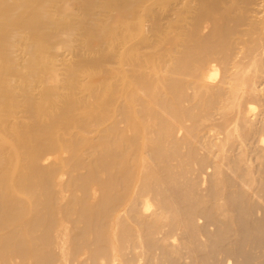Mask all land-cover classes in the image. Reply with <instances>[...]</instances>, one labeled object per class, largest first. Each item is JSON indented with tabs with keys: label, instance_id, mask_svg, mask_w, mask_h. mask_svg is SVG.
I'll return each instance as SVG.
<instances>
[{
	"label": "rangeland",
	"instance_id": "374dc122",
	"mask_svg": "<svg viewBox=\"0 0 264 264\" xmlns=\"http://www.w3.org/2000/svg\"><path fill=\"white\" fill-rule=\"evenodd\" d=\"M30 1L31 0H29L28 2H26L23 5H27L29 3L31 4V2H32L33 4H31V5H34V6L31 7V5L29 4V6L27 5L26 7H21V8H23V10L20 8L19 11L21 14L18 12V15L20 17L16 18L17 22H16L15 27H13L14 30L12 29V31H10V29H7V31H6L7 33L4 32V34L6 33L5 37H8V42L10 43V44L9 43L8 44L10 47V55L9 56H10L11 62L8 61L9 65H7V67H6L7 71L9 72L8 85H5L6 87L4 86L5 88L3 87L2 92L0 93V103H1L0 104V117H1L0 118V122H1L0 125L2 124L0 126V129L1 128L3 129V126L5 123L8 124L9 127H14V126H20V125L22 126L23 123L28 121L27 120L28 114L26 115V113H24V111H22L23 109H21V107H20L21 104L23 103V95H26V93L28 96V98H27L28 100L31 99V102L36 101V102L41 103V106H44V108L41 107V108H43L44 113L45 112L50 113V111L52 112V111H55L56 109L58 110V111L56 110L57 113L62 112L59 109L62 108V110H63L66 107V106L64 107L63 104L66 103L65 105H67V102H65V101H68L67 99H70V98L66 99V97H68L69 93H71L70 94L71 98L75 100V101L72 100L73 101L72 103H74V105L70 102L71 100L68 101V104L70 102V104L73 105V106L71 105L69 107H71V108L74 107V109H75L73 112L74 116L80 117L83 114V110L89 111V108H90L91 111H89V113H90V116L92 117V119L99 116L100 111H99V108H97L98 105H96L97 104L96 103L97 102L96 96H99V95H96V94H98V92L101 91V88L106 84L113 85V87H114L113 89L116 91V94H115L114 99H112L113 101H110V103H113V104L110 105V103H109L107 110H105L106 119L104 116L103 119H105V120L102 119L103 121L101 122V123H105V122L107 123L106 120H109V117H110L109 121H111V122H108L109 124L108 123L107 124L105 123L104 125L100 124L97 128H96L97 125L94 126L93 128L90 127V129L88 128V130H89L88 132H85V130H87L85 128H84L85 130L84 129L83 130L82 129L81 130L73 129L74 132L75 133L77 132V134H78V137L74 136L75 138L72 137L73 133L70 132V134H71V135L69 134L70 139H71V137L75 140H77L79 138V140H77V141H79V143H81L82 146L81 145L80 146L82 148L80 146H78L79 149L77 147L75 148L79 152L75 150L76 153H74V155H73L71 152H68V154H67L66 151H64V152L58 151L61 153V154H59L55 147L49 151L48 147H46V145H45V143L48 141V138H46V137H48V133L45 132L46 133V135H45V133H44L45 130L41 127V129H43V131H41V134L39 132L38 133L39 135L33 136L35 138V139L33 138L35 141H38V140L41 141L40 144L37 145L40 148L36 147L38 149V152L40 151L39 155H40V153L42 154V155H40V158H42L44 155L48 154L47 151H49V152L54 151V152H56L57 155L59 154V156L62 159L59 158L60 160H57L55 163L51 162L48 164L47 163L43 164V162H42L43 165H41L39 163V165L37 164L38 167L36 168V169H38V171H36L35 169L33 171L32 166H30L28 164V161H26L27 158L23 155L19 156L21 161L24 163L21 162V164H19V169L15 174L16 176L13 175L12 178L16 177V179H18V181H20V182H22L23 178H25L27 180L24 179L22 183H28L29 182V184H28L29 186H31V184H33V181L35 183L38 179H40L41 181H46V182H43V184L45 186L48 185V186H46V189H45L44 188L45 186L42 184V182L40 183V180H38L40 184L37 181L35 184H33L31 186L33 188H35L37 185L41 186V184L44 186V187L41 186V189H40V187H36V189H35L36 191H39V192H37V194H36L37 197L36 196L34 197L35 203L34 202L33 203L35 205L36 203L38 204V202H39V205L36 204L37 206H35V207H30L28 205V207H26V211H25L24 210L25 209L24 208L25 203L20 199H17L18 200L17 201L16 200L17 196H15L16 195L15 193H13L14 198H15V200H13L14 199L13 196L10 197V194H7L6 190H4L5 189V186H3L4 183L3 184L0 183V186H2V187H0V191H1V193H0V215H2L1 216L2 218L5 217L8 220L7 221L5 218H3L4 222H2L3 220L0 217V221H1L0 223L2 224V225H0V226H2V228L0 227V229H1L0 231L3 232V230H5L3 233L0 234V237L2 236L0 238V240L3 238L0 241V245H1L0 246V264H19V263L20 264H38V263L39 264L40 263L41 264H264V57H263L264 56V0H118V1L113 0L112 2H111V0L110 1L109 0H104V1H102V0H88L87 1L86 0L85 3H84V0H81V1L80 0H51V1L41 0V2H40V0H38L39 2H37V0H36V2H35V0H32L31 2ZM43 1H44V3H45V1H46V3L48 2L47 4L49 5V9L52 13L53 20L57 21V23L59 22L61 25L65 26V27H67L69 25L68 23H70V24L72 23L71 25L74 24L76 26V30H75L76 32L71 33L69 35H66L64 30H62L60 28L58 29L57 26H56L57 28L52 30L50 33L47 34L45 32V34L48 36H46L44 34L42 37L45 38L46 43L49 42L47 45H49V46L51 45V48L48 47V50H47V46H45L46 52H44V49L40 50L36 46H34L37 39H34V38L29 39V35H27V34H29L30 28H28V25L23 24L24 22L22 21V20H24L25 23H26V21L28 22L29 16L31 14L33 15L35 13V11L40 7V4L41 5L43 4ZM91 1H92V3H91ZM107 1H109V2H107ZM119 1H121V2L118 3ZM81 2L83 3V5L86 4L85 7L82 5ZM114 2L116 3V5H118V7H119L118 9H117V6H115ZM108 3L109 4L114 3L113 5L111 4L113 7L108 5ZM94 4H96V5H94ZM103 5H104V8H103ZM86 6H88V7H86ZM29 7L33 8V9H31L32 11L30 10ZM65 7L67 8V10ZM24 8H27L28 10L27 9L24 10ZM23 11L24 12L26 11V13H24V16H21L23 14ZM28 12L31 14H29ZM31 16H30V18H31ZM87 20L90 23L87 22ZM19 22H20V24H19ZM59 23L57 25H59ZM21 24H23L25 26H23ZM130 30H132V31H130ZM129 31L132 32L131 36H130ZM128 33H129V35H128ZM112 34H114L116 36L113 38L114 35H112ZM99 36H101V37H99ZM79 37H81V38H79ZM115 38H116V40H115ZM29 40L30 41L32 40V45L30 44L31 42H29ZM86 41H88V42H86ZM67 43H68V45H67ZM201 43H203V44H201ZM204 43H206L207 45L209 44L212 48V49L211 48L210 49L213 51L215 49L214 47H216L217 51L216 50L215 51L218 52V53H216L218 55V56H216V59H215V56L210 55V53L212 52L211 50L208 53L211 57L213 56V58L215 60L213 59L211 61L212 58L206 54L205 55L208 56V59H206L207 57L204 54H202V55H204L206 58L202 57L201 52L198 51V50H201V48H202V50H204L203 48L206 49L207 45L205 46ZM249 43H250L251 47H250ZM254 43H255V45H254ZM217 44L221 46V49H222L221 51H223V49H224L223 45H225V46L227 45L226 48L231 47V49L240 48L239 50L237 49L239 51V53L237 54L236 50H235V52H233L234 51L233 50V51L224 53L227 50H231V49H226V48H225L224 52L221 53V52H219L220 48ZM256 44H257V46H259L258 50L263 51V52H261L262 54H260V52L256 49V47H257ZM198 45H199V48H198ZM248 45H249V47H248ZM252 46H254L255 49L252 48ZM172 47H174V48H172ZM189 47L191 48L190 50H192L191 52L194 55L193 56L191 54L192 58L196 62H194L191 59V62H190V60H188L189 64H187L186 63L187 61L186 62L184 61L185 65L186 64L188 65L187 68H189V69H187L188 71H186V68H185L186 66L184 65V62H181V63H183V65L179 66V64H181V63H179L178 58L176 57V54L178 56V54L182 51H185L184 52L185 54H186V52L188 53ZM192 47L195 49V51H193ZM195 47H197V48H195ZM217 47L219 48V50ZM249 48H251V50ZM50 49H52V50L49 52ZM186 49H188V50L186 51ZM196 49H197V51H196ZM253 49L255 50V52H253L254 51ZM240 50L241 51L243 50V51L241 52ZM256 50H257V53H256ZM207 51L208 50L206 49V51H203V52H207ZM246 51H247V53H246ZM40 52L46 53L45 56L47 57L46 60H41L42 62H41V70H39L40 72L37 71L35 73V75L31 73V76H29L30 79L29 80L25 79L26 77H24V76H26L28 74L27 68H26L27 65L31 61H33L36 57H38L40 55ZM193 52H198V53L194 54ZM231 52H233V53H231ZM129 53H135L136 61H135V63L132 62L133 66L130 65L131 63L126 58L127 54H129ZM199 53H200V55H199ZM219 53H221V55H219ZM253 53H255L254 55H256V56H257V54H258V56H259V54H260V56L261 55H263V56L261 58H260V56L256 57L253 55ZM182 54H183V52H182ZM182 54H181V56H182ZM222 54H223V56H222ZM233 54L235 55V57L233 56ZM187 55L188 54L184 55L183 57H185ZM228 55H230V57L232 55L231 63L228 60V58H229ZM199 56L202 58H200ZM224 56L226 58L228 57L227 60L230 64L227 63L226 58L224 60ZM236 56H238V57H236ZM183 57H181V58L183 59ZM194 57L197 59H195ZM221 57L223 58L224 61H226L227 65H230V66H227L228 70L224 68V67H226L225 66L226 63L223 60H220V59H222ZM189 58H191V57H189ZM199 58H200V60H199ZM217 58H219V60ZM252 58H253V60H251ZM258 58L260 59V61ZM171 59H172V61H170ZM182 59H181V61H182ZM184 59H186V58H184ZM204 59L206 60V62L210 59L209 61L213 62V63L209 62L210 63L209 64L207 62L206 63V64H208V68H207V65L205 66V62H204L205 60ZM233 59L236 61H239L240 63L235 64L236 61H234ZM237 59H239V60H237ZM179 60H180V58H179ZM201 60L202 61L204 60L201 64L204 63V67H205L206 72H210L212 70L213 72H211V73H214V75L211 74L212 78L208 79V81H207L208 83H206V85L203 86L204 89H201L203 87H201V88H199L197 86L195 87V85H197V84H195L196 82L194 83L195 80L194 81L192 80L193 77H191L189 79L190 75H188V73L190 72L191 66L193 69L198 64V62H201ZM250 60H251V62H250L251 65L248 66ZM222 61L225 63V65L222 63ZM153 62L156 64H154ZM167 62L168 63L170 62L169 63L170 67H168L169 64ZM128 63H130V64H128ZM190 63H192L194 65L196 64V65L193 66ZM242 63L244 65H247V66H244ZM5 64H8V63L6 62ZM176 64H177V66H176ZM239 64H240V66H239ZM86 65L88 67V70L85 69ZM141 65H142V67H141ZM232 65H234V67L237 65L238 67L236 66L234 68ZM241 65L244 66V68H246V67L248 68L249 71L246 70L247 74H249V72H250L249 75L251 76V78L253 77L252 79L255 80V83H254V80L250 79V76L247 75V78L250 80V87H246L244 90H240V92L238 94H240V95L243 94L244 96L242 95V97H241L240 95H238L235 98V99L240 98L239 100L237 99L238 101H236L234 99V102L235 101H236L235 103L238 102L239 104L238 103L237 104L239 106L235 105V103L233 106H230V104H228L230 102V100H228L229 98L227 99V97L230 96V92H231V86H229V85H231L233 82H231V84H230L229 83L230 81L227 77H229L230 74L232 75V73H230V72H232L233 69H235V70H233L235 72L239 71L236 69H241V71H242L244 68H242ZM260 65H261V67H260ZM79 66H80V68H79ZM82 66H84V67L82 68ZM151 66L155 67L156 75L151 71ZM157 66H159V67L157 68ZM182 66H184V67H182ZM222 66H224V67L222 68ZM178 67L179 68L182 67L183 70L182 71L179 70ZM210 67H212V68H210ZM230 67H232L231 71H230V69H231ZM239 67H241V68H239ZM250 67H251V69H250ZM93 69H94V71H93ZM114 69L117 70L119 73H121V79H122L121 81H120V79H117V78L111 79L112 77L110 75V72L112 70L115 71ZM159 69H160V71H159ZM168 69H170V70L168 71ZM184 69L186 72H184ZM161 70H163V71H161ZM222 70H224V71H222ZM225 70H226V72H225ZM257 70L259 72H257ZM260 70L262 71V73ZM17 71H18V73H17ZM87 71H90L89 75L87 74L88 73ZM95 71H96V73H95ZM128 71H129V76L130 77L132 76V79H133V77H134V79L136 77L135 80L133 79L135 84H134V82L132 83L133 80L129 79L128 75H126V73ZM134 71H136V72L134 73ZM149 71H151V72H149ZM170 71H172V72H170ZM246 71H243V72H246ZM8 72H6V73H8ZM51 72L57 73L58 79H59V80L57 79V81H58L57 83H54L53 81H51V79H50L51 74H52ZM174 72L175 73L176 72L177 73L183 72V73H181L182 76H183V74H186V76L184 75L186 77V79H182L181 82H182V84L183 83H185V84L189 83L188 84L189 87H188V85H186V86L188 88H191V89H187L184 86L185 84H183V86H184L183 90L187 89L188 92L187 91H184V92L188 93L187 95L189 98L187 96L185 97L186 99L184 98V96L186 95L185 93H184V96H182L183 95V92H182L183 87L180 85L181 82L179 81L180 83H178L177 79L174 80V78L175 77L178 78V76L180 78L179 80H181V78H185V77L184 76L181 77L180 74L178 76L177 75L175 76ZM223 72H225V73H223ZM227 72H229V74ZM93 73L96 75H94ZM259 73H260V75H258ZM141 74H142V76H141ZM171 74L174 75L175 77L173 76L174 77L173 78ZM189 74H191V73H189ZM223 74H224V76H223ZM225 74H226V77H225ZM227 74H228V76H227ZM85 75L88 78L85 77ZM134 75H136V76H134ZM138 75H139V77H138ZM109 76H110V78H109ZM163 76L168 77V78L170 77V78L169 79H166V78L163 79ZM222 76H223V78H222ZM95 77H97V78H95ZM124 77H125V80L123 79ZM141 78L143 81L140 80ZM157 78L159 79L158 81L154 80ZM161 78H162V80L160 81ZM172 78L174 81L172 80ZM225 78H227V79H225ZM71 79L73 80L74 83L72 82ZM103 79H104V81H103ZM128 79L132 80V81L127 82ZM26 80H27V82H26ZM137 80H138V82L142 81L143 84L150 81V83L152 85V87L150 86L151 89L153 88L154 85H156V86H154V88L158 89V90L156 89V91L158 93L154 94L155 93L154 88H153V90H151L149 88L151 91L149 89H143L142 85H140V83H138ZM184 80H185V82H184ZM186 80H189V82L187 81L188 82L187 83ZM155 81H156V83H155ZM165 81H166V83H165ZM171 81H173V82L177 81V84L173 83ZM222 81H223V83H222ZM121 82H123V84ZM224 82H226V83L224 84ZM9 83H10V85H9ZM68 83H69V85H68ZM87 83L88 84L92 83L93 87H90V89L93 88L94 90H89V88H87V85H88ZM227 83H229V84H227ZM126 84H127V86H126ZM174 84L179 85L181 89L178 88L179 86L178 87L173 86ZM70 85H71V88L73 87L72 91L68 89L70 87ZM89 85H88V87H89ZM135 85L137 86V88L135 89V91H137V92L134 91L133 93H137V94H135L136 95L135 97H137V99H139L138 102H140L144 98L147 100L151 99V101L153 99L154 101H152V102L150 101V103H149V101L147 102L145 100L147 103H145V101L140 102L136 106L135 104L137 103L136 102L137 100L135 98L134 99L136 101H134L133 99L129 100L130 98L126 97V95L129 96V94L127 93L130 91L129 89L132 88L134 90V87H132V86H135ZM193 85L195 88L193 87ZM251 85H252V88H251ZM123 86L124 87L126 86L124 88V90L122 89ZM128 86H129V88H128ZM211 86H215L216 88L215 87L212 88ZM170 87L172 88L171 91L169 89ZM225 87H227V88H225ZM98 88H100V89H98ZM198 88L200 89V91L198 90ZM207 88H210L211 90H209ZM253 88L255 89V91H254L255 93L251 92L254 90ZM120 89H121V91H119ZM132 89L130 92H132ZM164 89L166 91H164ZM194 89L195 90L197 89L196 90L197 92L194 91V92H196V94L193 93ZM205 89H207L208 91ZM213 89H214V92H213ZM224 89H226V91ZM246 89H248V90H246ZM167 90H168V92L170 91V93H168ZM176 90L177 91L181 90V92H182V93L178 92L180 94L179 95L180 97L178 96L179 98H176V96H177ZM202 90H205V91L203 92ZM215 90L217 92H219V94L221 96H219V94L215 93L216 92ZM7 91H8V93H7ZM23 91H24V93H23ZM123 91H125L126 94H124ZM148 91H150L149 92L150 95L146 94V92H148ZM153 91H154V93H153ZM160 91H161L162 95L159 94ZM163 91H164V93H163ZM206 91H207V93L205 96L204 94ZM227 91L228 92L230 91V92L228 93ZM243 91L246 92L247 94L244 93ZM90 92H92V93H90ZM173 92L174 93L176 92V94H174ZM225 92H226L227 97L222 96L225 94ZM248 92L254 93L255 95L250 96ZM6 93L9 95L4 96V95H6ZM73 93H74V95H73ZM93 93L95 95H93ZM143 93H144V95H143ZM197 93L199 94V96ZM158 94L160 95V98H158L159 97ZM168 94H173V96H174V98H176V100L180 99L181 103L183 105L180 103L181 104V106H180L179 103H178L179 105L177 104L176 100L174 102H172V100L169 99V100H171L170 101L171 106L172 105H176V106L178 105L179 108L177 109L175 106L174 110H172V112H171V108H168V110H167V108H165V107H167L168 105L170 106V104H168L169 103L168 102V103H166L168 105L164 106V108L166 109L167 112L160 110V109H162V107H159V106L161 104H162L161 106L166 105L165 102L169 101L167 99L171 95H168ZM200 94L203 97H201ZM191 95H192V97L194 96V99L191 98ZM216 95H218L219 97H216ZM72 96H74V97H72ZM147 96L150 98H146ZM211 96L214 97L215 99L212 98ZM155 97H157L158 99H155ZM161 97L163 100L161 99ZM165 97H167V99ZM5 98H6V100H5ZM7 98H9V99L11 98V99L8 100ZM79 98L82 100H80ZM120 98L121 99L125 98L124 100L123 99L122 100L126 101V103L123 102V104H125V105L127 104V106H128L127 108H126V106H124L122 104V101ZM170 98H173V97L171 96ZM196 98H197V101L195 100ZM198 98L200 100H198ZM189 99H191V100H189ZM201 99H202L203 103H202ZM205 99L206 100L211 99V100H213V102H214V100H215V102H218L221 99V102H222V100H223V102L221 104L219 103L220 104V106H219L218 103H215V102L213 103L212 101L208 100L206 102L207 103L206 104L204 101ZM4 100L7 102V103L5 102L6 104L4 103ZM45 100H47V101H45ZM116 100H117V102H116ZM184 100H185V102H184ZM194 100H195L194 103L190 102V101H194ZM225 100H226V103L228 102L227 104L224 103ZM57 101H59V102H57ZM156 101L159 104L157 106H156ZM2 102H3V105H2ZM26 102H27V100H26ZM46 102H50V103H46ZM118 102L121 103L122 105L119 104ZM130 102L131 103L133 102L132 104L135 105L134 110H133L135 112L131 113V114L136 115V116L132 115L134 118L140 117L139 116L140 111L144 112V110H146L144 112L145 115L151 116V114H153V113L150 114L149 111L150 110L151 111L157 110V111H155V113H157L158 116L154 114L153 115L154 118L151 119L152 121L148 120V119H150L149 116L146 117V116L142 115V117H144L142 119V123L146 122V124L148 125V122L145 120V118H147V120L150 121L149 125L151 126V122H152V126H155V127H150V126H147L144 124H140L141 119L137 120L139 122V125L137 124L139 128L136 130H139V131L141 130L140 135L143 131L142 135H144V136L141 135L142 138L139 135V133L138 134L136 133L137 131L135 132V129H133V130L138 136L137 135L134 136L135 133H133L134 135L132 136L131 132H132L133 127L131 126L132 127L131 128L129 126V124L127 123V120L125 119V114L122 112L125 109L129 110ZM154 102H155V104H154ZM160 102H161V104H160ZM172 103H175V104H172ZM117 104H119L118 106H120V107H118ZM147 104H149L150 106ZM184 104L187 106H185ZM194 104H195V106H194ZM4 105H6V106H4ZM75 105H77V106H75ZM89 105L92 108H94V111L92 110L91 107H89ZM151 105L156 106V108L158 107V109H156L153 106L151 109ZM211 105L215 106V107L216 106H219V107H217L218 109L214 107L216 110L215 109L213 110V108H210V107H212ZM3 106L5 107V109ZM81 106H83L84 109ZM116 106L118 108H120L121 111H119V109L117 108V110L119 111V112H117V110L115 109ZM122 106H124V107H122ZM182 106H183V109H184V107H187V108L189 107V109L187 111H186L187 108L185 110H183L181 108ZM190 106H194L195 109L193 110V108ZM221 106H223V107L221 108ZM75 107L76 108L79 107V109H76ZM146 107L149 108V110H147ZM140 108H142V109L144 108V109L142 110ZM219 108H221V111H223L225 113L221 112L219 110ZM223 108H224V110L230 109L231 111H228V110L224 111ZM169 109H170V114L172 117L171 116L168 117L166 114L169 112ZM172 109H173V107H172ZM233 109H235V110L232 111ZM137 110H138V112H137ZM175 110H176V113L174 114V116H175L174 117L172 113L175 112ZM180 110H182L184 112L186 111V112H188V114H186V112H185L182 115ZM217 110L220 112H218ZM77 111H79V112H77ZM80 111H81V113H80ZM158 111L161 112L160 114L165 112V113H163V115L166 114V116L161 117L160 114H158ZM208 111H210L211 117L209 119L210 115H208V118L205 119L207 117L206 114L209 113ZM94 112H96V114H94ZM111 112H113V113H111ZM130 112H132V111H130ZM141 112H140V115L144 114ZM146 112H149V113L146 114ZM178 112L181 113L180 115L183 118H180V117H179V119L176 118L178 115ZM190 112L193 114L189 115ZM228 112H230V113L232 112L233 114L231 113L228 115ZM73 113H72V115H73ZM79 113H80V116H78ZM214 113H215V115H214ZM220 113H221V116H220ZM97 114H98V116H96ZM107 114L111 115V116H108ZM170 114L168 113V115H170ZM194 114L198 119L201 117V120L199 119L200 121H198V119L193 116ZM239 114H240V116H239ZM112 115H114V116H112ZM117 115H121V117L124 116V118L120 119V117ZM180 115H178V116H180ZM185 116H189L190 119L187 117L188 119L186 118L185 119L186 121H185L184 120ZM190 116L193 118V120H191L192 118ZM243 116L244 117L246 116V118H244ZM170 117L172 119L175 118L174 120L176 122H181L180 119L184 120L185 122L183 121V123H182L184 125H182L180 123H179L180 125L179 124L178 125L179 126H181V125L185 126L186 125L185 128L183 127L184 128L183 129L182 126L178 127V128L176 127L179 130L174 128L175 130L173 131L172 128L174 127V125H175L174 123H176V122L173 121L174 123H172ZM136 118H135V120H136ZM163 118L167 119V120L170 119L169 121H167V123L171 121V123L173 124L171 129L168 131V133L171 131L170 132L171 134L173 133L176 135L175 137H173L174 136L173 134H172L173 136L171 135L172 138H174V139H172L171 136L169 137L172 140H170L169 138L168 139L163 138L164 134L166 133L165 131H167L165 126H164L165 124H162L164 127H162V125H161V123H164V122L166 123V120L164 121ZM228 118H230L231 122H229L230 120ZM153 119H157V120L162 119V120H160V121L158 120L156 122V120L154 121ZM236 119L238 121H236ZM119 120H122V121H119ZM113 121H114V125H116L118 128L117 127H115V129L112 128L114 130V132H112V131L110 132V130H112V129L109 128L110 130H108L107 127H109V125H110V127H112ZM196 121L200 122V123L196 124ZM226 122L228 123L227 126L229 125L228 126L229 128L225 125ZM155 123H156V125H153ZM171 123H168V124H170V126H171ZM111 124H112V126H111ZM157 124H160L161 126L157 125ZM140 125H142V126H140ZM143 125H144V129L146 128V126L148 128V129L147 128L145 129V132L143 129ZM104 126H106L105 129L103 128ZM158 127L160 130L155 129ZM224 127L228 128L229 132L231 131L230 132L231 136L229 135V132L227 131V129L224 131ZM125 128L129 131H126L125 133H123L122 131H125L126 130ZM149 128H151V131H152V128H154V131L151 132ZM2 129L0 130L1 135H2L3 131L5 130L4 129L2 131ZM117 129H118V131H116ZM78 131L80 132V134L78 133ZM149 131L151 132L152 136H151V134L149 135ZM158 131H160L161 133ZM175 131H176V133H175ZM4 133H5V135H4L5 137L4 136H0V137H2V139L3 138H5L6 140L8 139L12 143L9 141H6L5 139H3V140H5L6 142H0V181L6 175L5 171L7 169V166H9L10 163L13 161V157L15 155L13 153L15 151L19 150V149L13 150V148H17V147H14V145L16 144L15 143V141H16L15 137L10 132H9L10 134H8V131L7 132L4 131ZM144 133L148 134L149 140H147V135H145ZM153 133L156 134V136H154ZM168 133H167V136H165V138L168 137V135H169ZM189 133H191V134H189ZM77 134H75V135H77ZM125 134H126V136L128 135V137H130L129 139H132L133 137L134 138L137 137V139L139 138L138 141H140V139H142L141 142H139L141 144L138 143L136 138L135 139L133 138L134 140L133 139L128 140V142L126 143V141L122 140V139H124V140L128 139V137H126ZM83 135L85 137H83ZM123 135L126 138H122ZM10 136H12L14 141L12 140V138ZM149 136H150L152 141H153V139L155 141L156 139H159L162 136L161 137V140H162L161 143L162 142H163L162 144L165 143L164 145H162V147H163V154H162L163 156L161 155L162 157L161 156L157 157L155 155V154H157L156 152H154L155 147H151L155 143H153L150 140ZM7 137H9V138H7ZM76 137H77V139H76ZM105 137L106 138L108 137V138L105 139ZM41 138H42V140H41ZM66 138H68V136H66ZM103 138L106 141L108 140V143H106V144L109 145L107 150L104 151L105 154L103 151L99 150L100 147L97 148L98 146H100L99 144H101V142L104 140ZM85 139H86V141H85ZM99 139H101L100 143H99V141H100ZM105 140H104V142H106ZM119 140L120 141L122 140L124 142L123 143L121 141L123 143V144L121 143L122 146H125L127 144L126 148H128L126 151V148L123 147V151H121L122 154H121V152L119 154V151H118V150H120V147H121ZM143 140H145V142ZM80 141H82L84 143V145ZM5 143H8L9 146H8V144H5ZM13 143H15V144H13ZM42 143H43V145H42ZM148 144H150V145H148ZM151 144H153V145H151ZM107 145H106V147H107ZM136 145H137V147H136ZM15 146H17V145H15ZM127 146H129V147H127ZM140 146H142L140 148L141 150H139ZM143 146L146 149H144ZM147 146L148 147L150 146V147L148 148ZM10 147H12V148H10ZM111 149L112 150L114 149V151H112ZM130 149H131V151L133 150V152L136 151L135 157H137V158L142 157V159L141 158H139L140 160L136 159L133 156L134 153L131 151L129 154L125 153V152H128V150H130ZM137 149L139 151H137ZM121 150H122V147H121ZM143 150H145V152H143ZM95 152H96V154H95ZM106 152L108 153L107 155H109V152H110V155L112 153L114 154V152H115V154L111 155L112 157L110 155L106 156ZM123 152L127 155L125 156L123 154ZM137 152L140 153L141 156H139L140 154L138 155ZM44 153H46V154H44ZM131 153H133V154H131ZM142 153H144L145 158L143 157ZM56 154H54V155H56ZM115 155H117V156L115 157ZM128 155H130V157ZM11 156H13V157H11ZM71 156H73L72 157L73 160H72V158L70 159ZM133 157L135 158V161H133V159H134ZM24 158H25V160L23 161L22 159H24ZM84 158H85V160H84ZM110 158H111V160H110ZM143 158L145 159V161ZM121 159H123V160H121ZM124 159L126 160V162ZM67 160H69V161H67ZM99 160H101V161H99ZM59 161H60V163H59ZM85 161H86V163H85ZM138 161L140 162L139 164L141 166L138 164ZM133 162H134V164H137V167H139V168H137V167L135 168V165L133 164ZM142 162L146 165V168L144 167L145 165H143ZM108 163L109 164L111 163V166H108ZM7 164H9V165H7ZM22 164H24V168L26 170L23 168ZM72 164H74L77 168L70 169L69 167H71V168L75 167ZM112 164L116 167L115 170H114V166ZM64 165L65 166L69 165V166H67L69 171L66 170V167ZM79 165H80V167H79ZM105 165L107 167H105ZM125 165H129V166L126 167ZM102 166L105 167V169ZM123 166H125L126 168H124ZM27 167L29 169L30 168L31 169L29 170ZM98 167H100L101 169ZM122 167H123V169H122ZM53 168H55V169H53ZM60 168H61V170H60ZM134 168L135 169L141 168V169L136 170V172H135ZM126 169H128L129 171L127 172ZM105 170H107V171H105ZM109 170H110V172H109ZM120 170H121V172H120ZM131 170H133L134 173H136V174H138V171H139L140 174L137 175L138 177L135 176L136 174L134 175V177L133 176L130 177L129 174H130V172L132 173ZM18 172H19V174H18ZM25 172H26V174H25ZM55 172L57 173L56 176H55ZM124 172L126 175L123 174ZM48 173L49 174L51 173L52 175L50 174L51 175L50 176ZM134 173H132V174H134ZM34 175H36V176H34ZM145 175L146 176L147 175L153 176L152 180H153V185L155 186V189H152V190L150 189V191L147 190L146 192H143L144 190L141 189V191H142V194H141L140 189L138 188L139 183H140L139 181L142 180L141 178L143 176H144L143 180H145L147 178V177H145ZM29 176L31 177V179ZM49 176H50V178L53 176L51 178V180H49L50 179V178H48ZM67 176H69V177H67ZM91 176L93 178L95 177V179H97L96 182L99 181L96 184L99 185V183L101 182V184H103L105 188L109 186L108 187L109 189H107V188H106L107 190L104 189L103 185L100 184L102 186L101 187L102 189L99 190L100 185L97 186L98 187L97 188L95 186V183H94L95 181L93 182V178ZM125 176H126V178H125ZM139 176H140V178H139ZM149 176H148L147 180H149ZM34 177H36V179ZM58 177L62 178V183H63L62 187L58 186V185H54L55 184L54 182H56V180H54V179L58 178ZM135 177L139 178L140 180H137ZM45 178H48V180ZM84 178H86V179H84ZM127 178H130V180H133V182L136 180L135 182L138 183V184H136L134 182V185L135 186L137 185L136 187H134L133 185L129 186L130 188L132 187L133 190H132V188L131 189L127 188V186H128L127 184H130V183L133 184V182H131L129 179L127 181ZM28 179L31 181H29ZM81 179H82V182H80ZM89 180H92V181H89ZM125 181H127V183ZM71 182H74V185L71 184ZM128 182H130V183H128ZM49 183H51L50 184L51 186L49 185ZM125 183H126V187H125ZM105 184L106 185L108 184V186H106ZM116 184L118 186H115ZM140 185H142V184L140 183ZM57 186H58V188H57ZM70 186H71V188H70ZM86 187H87V189H85ZM91 187H92V189H91ZM65 188L69 191H67ZM77 188L79 189V191H77ZM124 188H125V192H123ZM43 189H44V191H43ZM59 189L67 191V192L64 191V193L66 195L65 200H67V201H65L61 205L62 210L64 207L62 214L64 216H67L69 218V220L70 219L72 220V221L70 220L72 223L70 222L68 225L70 227L69 228L70 233L68 236V240L69 239L70 240L68 241L69 243H67L66 249H68V251L65 250L64 258H62V256H60V254H58L59 253L58 248L53 247L54 236L52 235L54 232V229H55L54 227L56 226L55 225L56 221L59 218V217H57L58 214L56 212L57 205H54V204H57L56 198H58L57 197L58 196L57 191ZM74 189L76 190V193H75ZM127 189H129V190H127ZM138 189H139V191H137ZM86 190L89 192L92 191L93 192L92 194L91 193L89 194V192H88V194L91 196H94V197L88 196ZM102 190H105L104 193ZM154 190H156V191H154ZM82 191L83 192L86 191V198H84L85 193H83ZM106 191H108V192H106ZM126 191H128V192L131 191V193L133 192L132 193L133 195L130 193L131 195L128 196L129 193L125 194V193H127ZM55 192H56V194H55ZM139 192H140V194H139ZM2 193H3V196H2ZM102 193L104 195H102ZM45 195L47 196V198ZM52 195H54L55 197ZM101 195H102V197L103 196L106 197L105 198L106 200L108 198V200H110V201H108V200L106 201L104 199V197L102 199ZM159 195H160V197H159ZM40 196L41 197L44 196V197L41 198ZM126 196L131 197V199H130L131 201L132 200L134 201L136 198L137 199L141 198L139 196H142L143 198L139 199V201H141V202H139L138 200H135V202L138 201V203L141 204V206H142L141 210L143 209L142 210L143 213L141 211H139L138 209H136V206H134L132 204L133 201L131 202L132 205H130V200H127V199H126V202L129 201L128 204L126 202L124 203L123 201H124V198H127ZM134 196L135 197L137 196V197L132 199V197H134ZM51 197H53V198H51ZM87 197H90V198H87ZM100 197H101V199H100ZM91 198H92V201H91ZM89 199L91 202H89ZM97 199L99 202L97 201ZM37 200H38V202H36ZM41 200L44 204L41 202ZM144 200L146 202L148 200L150 201V202H148L150 205V206H147L148 208L146 206L145 207L143 206L145 203ZM96 201H97V203H96ZM83 202H85V203H83ZM87 202L89 203V205ZM122 202L126 206L121 207L123 209H122V212L120 214L121 215L119 218L120 220L117 223L116 221H114L115 220V214L112 216V213H115V212L117 213V211L120 210V207H119L120 203H121V206H124L122 204ZM65 203L69 204L72 208L69 207V205L68 206L65 205ZM86 203H87V206L84 205ZM142 203H143V205H142ZM77 204L79 207L77 206ZM134 204L136 205V203H134ZM140 204H138L139 207H137L139 209H140ZM41 205H43V206H41ZM63 205H65V206H63ZM127 205H129L128 208H127ZM26 206H27V203H26ZM130 206H133V208ZM53 207H55V210H53L54 209ZM116 207L119 209H117ZM20 208H22V209L24 208V209L23 210L21 209V211H20ZM27 208H28V210H29V208H31L32 210H29V212L27 213V211H28ZM114 209L115 210L117 209V210L115 212H113ZM135 209L137 211H135ZM65 210H66V212H65ZM9 211H10V213H9ZM50 211H51V213H50ZM17 212H20V213H18L16 216ZM21 212L23 214H21ZM24 212H26V213H24ZM30 212H33V214L32 213H31L32 215L29 214ZM80 212H82V213H80ZM71 213H72V215H71ZM25 214H28V215H26V217L28 216L27 220L29 222L26 220ZM56 214H57V216H55ZM68 214H69V216H68ZM155 214H157V215L159 214L160 215V216L158 215L159 218ZM48 215H49V217H48ZM15 216L17 218L19 217L18 218L19 222H17L18 220ZM70 216H72V217H70ZM111 216L114 217L113 220L110 218ZM40 218H42V220L44 219L45 221L44 220L42 221ZM20 219H22V222L20 221ZM51 220H53V222ZM15 221H16V223H15ZM110 221H112V222H110ZM8 222L10 224H8ZM40 222L43 224H41ZM19 223H20V225L18 226ZM21 223L23 226L21 225ZM113 223L116 225H114ZM30 224H32V225H30ZM40 224L42 226H44V225L45 226L42 228V226ZM7 225H9V226L7 227ZM73 225H75V226H73ZM110 225H111V228H110ZM10 226H12V227L10 228ZM15 226L17 227L18 230L15 229L16 228ZM115 226H116V228H115ZM113 227L115 228V230L112 229ZM7 228L9 230H7ZM108 228H110V229L108 230ZM25 229H26V231H25ZM34 229H36V230H34ZM42 229L44 230V232H42L43 231ZM27 230L29 231V234H28ZM113 230H114V232H113ZM21 231L24 233H22ZM34 231H36V232H34ZM5 233L8 235V237ZM47 233H48V235H47ZM24 234H25V236H24ZM14 235H16L17 237ZM11 236H12V238H11ZM45 236H46V238H43ZM15 237L18 239H15ZM50 237H52V238H50ZM112 237H114L113 238L114 240L112 239ZM35 238H39V239H35ZM5 239L8 240L9 242H7ZM25 239H26V241H25ZM46 239H48L49 241H47ZM10 240L11 241L14 240V241L11 242ZM30 241H32V242H30ZM112 241H113V243H112ZM48 242L51 243V246ZM25 243L27 246L25 245ZM44 244L47 247H45ZM5 245H7V246H5ZM41 246L43 249L39 248ZM7 247H9V248H7ZM20 248L22 249V251ZM29 248H30V250H29ZM31 248L33 251L31 250ZM36 248H39V249L37 250ZM110 248H112V249H110ZM14 249L16 250L17 253L15 252ZM34 249L36 250V252H39V254H37ZM44 249H45V251H44ZM54 249H55V251H54ZM115 249H117L118 251ZM27 250H29V251L26 252ZM7 251H9V252L11 251V252L9 253ZM18 251H19V255L23 254V258H25V259L19 260V258H22L21 257L22 255L20 257H18ZM7 253H8V255H7ZM25 253L28 255L26 256ZM32 253H33V255L35 254L34 255L35 257L32 256ZM114 254L117 256H115ZM11 255L13 257H11ZM36 255H38V256H36ZM114 256H115V258H114ZM12 258H13L12 261L15 263H13L11 261ZM17 260L21 261V262H18ZM4 262H6V263H4Z\"/></svg>",
	"mask_w": 264,
	"mask_h": 264
},
{
	"label": "bare ground",
	"instance_id": "6f19581e",
	"mask_svg": "<svg viewBox=\"0 0 264 264\" xmlns=\"http://www.w3.org/2000/svg\"><path fill=\"white\" fill-rule=\"evenodd\" d=\"M28 1H29V0H0V93L2 92V88H3L5 85H8V76H9V72L7 71L6 67H7V65H9V62H8V61L11 62V60H10V56H9V55H10V47H9V44H10V43L8 42V37H5V36H6L5 34L7 33V32H6L7 29H10V31H12V29L14 30L13 27H15L16 22H17V19H16V18H17V17H20V16L18 15V12L20 13L19 10H20L21 7H26L27 5L29 6L30 3L27 4V5H23V4H25L26 2H28ZM31 1H32V0H31ZM31 1H30V2H31ZM49 1H51V0H49ZM80 1H81V0H80ZM85 1H86V0H84V3H85ZM87 1H88V0H87ZM102 1H104V0H102ZM109 1H110V0H109ZM109 1H107V2H109ZM112 1H113V0H111V2H112ZM117 1H118V0H117ZM117 1H116V2H117ZM35 2H36V0H35ZM35 2H34V3H35ZM37 2H39V1L37 0ZM40 2H41V0H40ZM53 2H54V1H53ZM120 2H121V1H119L118 3H120ZM47 3H48V2H47ZM47 3H46V1H45V3H44V1H43V4H42V5L40 4V7L35 11V13L33 12V13H34L33 15H32L31 13H29V12H30V11H29L28 13L31 14L32 16L30 15L31 18H30V16H29V21H28V22L26 21V23H25V21L21 19V20L24 22L23 24L28 25V28H30V30H29V34H27V35H29V39H31V38H32V39H33V38H34V39H37V41H36V43H35L34 46H36V47H37L38 49H40V50H41V49H44V52H46V50H45L46 47H45V46H47V50H48V47L51 48V45H50V46L47 45L49 42L46 43L45 38L42 37V36L45 34V32L48 34V33H50L52 30H54V29L57 28V27H58V29L60 28V29L64 30V32L66 33V35H69V34H71V33L76 32V31H75V30H76V26H75L74 24L71 25L72 23H71V24L68 23L70 26L67 24V25H68V26L66 25L67 27L61 25L59 22H58L59 25H57L58 23H57V21L53 20L52 13H51V11H50V9H49V5H48ZM70 3H71V2H70ZM81 3H82V2H81ZM86 3H87V2H86ZM91 3H92V1H91ZM94 3H95V2H94ZM104 3H105V2H104ZM114 3H115V2H114ZM114 3H111V4L113 5ZM31 4H33V3L31 2ZM31 4H30V5H31ZM35 4H36V3H35ZM75 4H76V3H75ZM89 4H90V3H89ZM111 4L108 3V5L112 6ZM82 5H83V3H82ZM85 5H86V4H85ZM85 5H83V6L85 7ZM90 5H91V4H90ZM94 5H96V4H94ZM106 5H107V4H106ZM108 5H107V6H108ZM32 6H34V5H31V7H32ZM115 6H117V9L119 8L118 5H116V3H115ZM207 6H208V5H207ZM66 7H67V6H66ZM66 7H65V8H66ZM86 7H88V6H86ZM112 7H113V6H112ZM120 7H121V6H120ZM123 7H124V6H123ZM29 8H30V7H29ZM100 8H101V7H100ZM103 8H104V5H103ZM115 8H116V7H115ZM21 9L23 10V8H21ZM25 9H27V8H24V10H25ZM31 9H33V8H30V10H31ZM88 9H89V8H88ZM113 9H114V8H113ZM210 9H211V8H210ZM27 10H28V9H27ZM64 10H65V9H64ZM66 10H67V8H66ZM114 10H115V9H114ZM114 10H113V11H114ZM31 11H32V10H31ZM185 11H186V10H185ZM191 11H192V10H191ZM213 11H214V10H213ZM65 12H66V11H65ZM203 12H204V11H203ZM24 13H26V11H25V12L23 11V14H22L21 16H24ZM20 14H21V13H20ZM17 15H18V16H17ZM212 15H213V14H212ZM25 17H26V16H25ZM23 18H24V17H23ZM57 18H58V17H57ZM207 18H208V17H207ZM10 19H11V20H10ZM14 19H15V20H14ZM91 19H92V18H91ZM94 19H95V18H94ZM205 19H206V18H205ZM216 19H217V18H216ZM72 20H73V19H72ZM66 22H67V21H66ZM80 22H81V21H80ZM87 22H89V21L87 20ZM21 23H22V22H21ZM89 23H90V22H89ZM17 24H18V23H17ZM19 24H20V22H19ZM23 24H21V25H23ZM92 25H93V24H92ZM23 26H25V25H23ZM56 26H57V27H56ZM16 27H17V26H16ZM21 28H22V27H21ZM25 28H26V27H25ZM77 28H78V27H77ZM17 29H18V28H17ZM58 29H57V30H58ZM57 30H56V31H57ZM127 30H128V29H127ZM198 30H199V29H198ZM200 30H201V29H200ZM92 31H93V30H92ZM116 31H117V30H116ZM130 31H132V30H130ZM130 31H129V33H130V36H131V33H132V32H130ZM4 32H6V33L4 34ZM16 32H17V31H16ZM27 32H28V31H27ZM129 33H128V35H129ZM199 33H200V32H199ZM51 34H52V33H51ZM11 35H12V34H11ZM45 35H46V34H45ZM53 35H54V34H53ZM89 35H90V34H89ZM112 35H114V34H112ZM46 36H48V35H46ZM46 36H45V37H46ZM71 36H72V35H71ZM110 36H111V35H110ZM115 36H116V35H114L113 38H114ZM124 36H125V35H124ZM39 37H40V38H39ZM41 37H42V38H41ZM52 37H53V36H52ZM64 37H65V36H64ZM82 37H83V36H82ZM96 37H97V36H96ZM99 37H101V36H99ZM117 37H118V36H117ZM50 38H51V37H50ZM71 38H72V37H71ZM79 38H81V37H79ZM97 38H98V37H97ZM190 38H191V37H190ZM100 39H101V38H100ZM107 39H108V38H107ZM53 40H54V39H53ZM105 40H106V39H105ZM115 40H116V38H115ZM65 41H66V40H65ZM65 41H64V42H65ZM235 41H236V40H235ZM29 42H31L30 44L32 45V40H31V41L29 40ZM66 42H67V41H66ZM86 42H88V41H86ZM208 42H209V41H208ZM241 42H242V41H241ZM250 42H251V41H250ZM8 43H9V44H8ZM113 43H114V42H113ZM214 43H215V42H214ZM242 43H243V42H242ZM28 44H29V43H28ZM33 44H34V43H33ZM108 44H109V43H108ZM201 44H203V43H201ZM204 44H205V46L207 45L206 43H204ZM230 44H231V43H230ZM233 44H234V43H233ZM251 44H252V43H251ZM63 45H64V44H63ZM67 45H68V43H67ZM208 45H209V44H208ZM208 45L206 46V49L208 50L207 52H203V51H206V49L203 48L204 50H202L201 47H200V48H201L202 51H201V50H198V51L201 52V55H202V54H204V55L206 54V55H208V56L213 55V56H215V59H216V56H218V55L216 54V53H218V52H216V51H217L216 47H214L215 49H214V51H213V50H211V49H212L211 46H210V45L208 46ZM214 45H215V44H214ZM217 45H218V44H217ZM249 45H250V43H249ZM249 45H248V47H249ZM254 45H255V43H254ZM205 46H204V47H205ZM218 46H219V48H220V51H219V52L222 53V52H224V50H225V48H226L227 45H226V46L223 45V47H224L223 51H221V50H222V49H221V46H220V45H218ZM256 46H257V44H256ZM256 46H255V47H256ZM152 47H153V46H152ZM202 47H203V46H202ZM207 47H208V48H207ZM223 47H222V48H223ZM228 47H229V46H228ZM243 47H244V46H243ZM250 47H251V45H250ZM139 48H140V47H139ZM172 48H174V47H172ZM192 48H193V47H192ZM195 48H197V47H195ZM198 48H199V45H198ZM210 48H211V49H210ZM217 48H218V47H217ZM219 48H218V50H219ZM232 48H233V47H232ZM252 48H254V46H252ZM258 48H259V46L256 47L257 50H258ZM111 49H112V48H111ZM188 49L190 50L191 48L189 47ZM188 49H186V51H187ZM226 49H231V47H230V48H226ZM237 49L239 50L240 48H237ZM237 49L227 50V51H225L224 53H227V52H230V51H233V50H234L233 52H235V50H236V52H237V54H238L239 51H238ZM249 49L251 50V48H249ZM254 49H255V48H254ZM254 49H253V50H254ZM51 50H52V49H50L49 52H50ZM160 50H161V49H160ZM180 50H181V49H180ZM180 50H179V51H180ZM184 50H185V49H184ZM189 50H188V53L186 52V54H188V55L185 56V57H183L184 55H186V54L184 53L185 51H182L183 54H182V52H180V53H179L180 55L178 54L179 57H178L177 54H176V57L178 58L179 63L184 62V61H185V62L187 61L186 63L189 64L188 60H190V62H191V59L194 61V59L192 58V55H193L192 52H191L192 50H190V51H189ZM210 50H211L213 53L211 52L210 55H209L208 53H209ZM215 50H216V51H215ZM245 50H246V49H245ZM253 50H252V51H253ZM257 50H256V53H257ZM42 51H43V50H42ZM193 51H195L194 48H193ZM196 51H197V49H196ZM240 51H241V50H240ZM242 51H243V50H242ZM242 51H241V52H242ZM258 51H259V50H258ZM47 52H48V51H47ZM49 52H48V53H49ZM147 52H148V51H147ZM151 52H152V51H151ZM190 52H191V53H190ZM202 52H203V53H202ZM233 52H231V53H233ZM241 52H240V53H241ZM253 52H255V50H254ZM259 52H260V54H262L261 52H263V51H259ZM135 53H136V52H135ZM135 53H129V54H127L126 58H127V60L131 63V64H130V63H128V64L132 65V64H133L132 62L135 63V61H136ZM173 53H174V52H173ZM176 53H177V52H176ZM193 53L195 54V53H198V52H193ZM214 53H215V54H214ZM221 53H219V55H221ZM246 53H247V51H246ZM250 53H251V52H250ZM52 54H53V53H52ZM181 54H182V56H181ZM189 54H190V55H189ZM191 54H192V55H191ZM241 54H242V53H241ZM248 54H249V53H248ZM254 54H255V53H253V55H254ZM260 54H259V56H260ZM45 55H46V53H43V52L41 53V52H40V55H39L38 57H36L33 61H31V62L27 65L26 68H27V72H28V74H27L26 76H24V77H26L25 79L29 80V79H30L29 76H31V73L35 75V73H36L37 71L41 70V62H42L41 60H46V59H47V57H46ZM174 55H175V54H174ZM199 55H200V53H199ZM204 55H202V57H204V58L207 57L206 59H208V56L205 55V56H206V57H205ZM225 55H226V54H225ZM251 55H252V54H251ZM251 55H250V56H251ZM253 55H252V56H253ZM50 56H51V55H50ZM180 56L183 57V59H184V58H186V59L183 60ZM193 56H194V55H193ZM195 56H196V55H195ZM197 56H198V55H197ZM213 56H212V57L210 56V57L212 58L211 61L214 59ZM222 56H223V54H222ZM233 56L235 57L234 54H233ZM239 56H240V55H239ZM254 56H256V55H254ZM257 56H258V54H257ZM257 56H256V57H257ZM259 56H258V57H259ZM262 56H263V55H261L260 58H261ZM153 57H154V56H153ZM189 57H191V58H189ZM199 57H200V56H199ZM202 57H200V58H202ZM228 57H229V58H228ZM228 57H227V58H228L229 62L231 63V60H232L231 57H232V55H231V57H230V55H228ZM234 57H233V58H234ZM236 57H238V56H236ZM263 57H264V56H263ZM179 58H180V60H179ZM194 58H195V57H194ZM200 58H199V60H200ZM221 58H222V57H221ZM225 58H226V57L224 56V60H225ZM227 58H226V60H227ZM253 58H254V57H253ZM253 58H252L251 60H253ZM37 59H38V60H37ZM154 59H155V58H154ZM166 59H167V58H166ZM169 59H170V58H169ZM181 59H182V61H181ZM195 59H197V58H195ZM215 59H214V60H215ZM217 59L219 60V58H217ZM234 59H235V58H234ZM234 59H233V60H234ZM258 59H259V58H258ZM149 60H150V59H149ZM149 60H148V61H149ZM152 60H153V59H152ZM204 60H205V59H204ZM204 60H203V61H204ZM209 60H210V59H209ZM209 60L207 61L208 63L210 62ZM220 60H223V58L220 59ZM224 60H223V61H224ZM228 60H227V63L230 64V63L228 62ZM237 60H239V59H237ZM251 60L249 61L248 66L251 65V64H250ZM154 61H155V60H154ZM170 61H172V59H171ZM193 61H192V62H193ZM203 61L201 60V62H198L197 65L195 64L196 66H195L194 64L190 63V64H192V65L195 66V67L192 69V66H191V69H190V72H189V73H191V74L188 73V75H190V76H189V79H190L191 77H193L192 80H193V81L195 80L194 83L196 82L195 84H197V85H195V87L197 86V87H199V88L203 87L204 85H206V83H208V82H207L208 79L212 78V77H211V74L214 75V73H211V72H213L212 70H211L210 72H206L205 67H204V63L201 64ZM223 61H222V63L225 65L226 61H224L225 63H224ZM234 61H236V60H234ZM240 61H241V60H240ZM255 61H256V60H255ZM259 61H260V59H259ZM6 62H7L8 64H5ZM47 62H48V61H47ZM146 62H147V61H146ZM185 62H184V65H185ZM194 62H196V61H194ZM194 62H193V63H194ZM204 62H205V66L207 65V68H208V64H206V63H207L206 60H205ZM216 62H217V61H216ZM218 62H219V61H218ZM220 62H221V61H220ZM48 63H49V62H48ZM143 63H144V62H143ZM153 63H154V62H153ZM167 63H168V62H167ZM169 63H170V62H169ZM169 63H168V64H169ZM179 63H178V64H179ZM210 63H213V62H210ZM210 63H209V64H210ZM222 63H221V64H222ZM227 63H226V65H225L226 67L222 66V68L224 67L225 69H227V66H230V65H227ZM233 63H234V62H233ZM237 63H240V62H239V61H236L235 64H237ZM255 63H256V62H255ZM255 63H254V64H255ZM258 63H259V62H258ZM10 64H11V63H10ZM96 64H97V63H96ZM146 64H147V63H146ZM146 64H145V65H146ZM154 64H156V63H154ZM165 64H166V63H165ZM165 64H164V65H165ZM187 64L185 65V66H186V67H185V68H186V71H188L187 69H189V68H187V67H188ZM223 64H222V65H223ZM242 64H243V63H242ZM252 64H253V63H252ZM256 64H257V63H256ZM259 64H260V63H259ZM126 65H127V64H126ZM137 65H138V64H137ZM152 65H153V64H152ZM173 65H174V64H173ZM173 65H172V66H173ZM181 65H183V63L179 64V66H181ZM243 65H244V64H243ZM257 65H258V64H257ZM51 66H52V65H51ZM90 66H91V65H90ZM127 66H128V65H127ZM132 66H133V65H132ZM134 66H135V65H134ZM159 66H160V65H159ZM159 66H157V68H158ZM176 66H177V64H176ZM232 66L234 67V65H232ZM236 66H237V65H236ZM236 66H235V67H236ZM239 66H240V64H239ZM244 66H247V65H244ZM244 66L241 65L242 68H244ZM253 66H254V65H253ZM43 67H44V66H43ZM83 67H84V66H82V68H83ZM125 67H126V66H125ZM136 67H137V66H136ZM139 67H140V66H139ZM141 67H142V65H141ZM168 67H170V64H169ZM182 67H184V66H182ZM182 67H180V68L178 67L179 70L182 71V70H183ZM189 67H190V66H189ZM235 67H234V68H235ZM237 67H238V66H237ZM241 67H239V68H241ZM254 67H255V66H254ZM258 67H259V66H258ZM260 67H261V65H260ZM10 68H11V67H10ZM49 68H50V67H49ZM79 68H80V66H79ZM160 68H161V67H160ZM178 68H177V69H178ZM210 68H212V67H210ZM228 68H229V67H228ZM230 68H231V69H230V71H231V70H232V67H230ZM246 68H247V67H246ZM246 68H244L245 70L243 69L242 71H241V69H236V70H239V71H236L237 73H236L235 71H233V70H235V69H233L232 72H230V73H232V75L230 74L229 77H227V78L229 79V81H230V82H229L230 84H231V82H233L231 85H229V86H231V92L229 91V92H230V96L227 97V96H226V92H225V94L222 95V96H224V97L226 96L227 99L229 98L228 100H230V102H229V103L227 102V103L230 104V106H233L234 103L240 99V98H239V99L237 98L238 100L235 99L238 95H240V94H238V93L240 92V90H244L246 87H250V80L247 78V75H249L250 72H249V74H247V71H246V70H248V68H247V69H246ZM85 69L88 70L87 65H86ZM85 69H84V70H85ZM129 69H130V68H129ZM146 69H147V68H146ZM250 69H251V67H250ZM259 69H260V68H259ZM51 70H52V69H51ZM78 70H79V69H78ZM78 70H77V71H78ZM89 70H90V69H89ZM91 70H92V69H91ZM98 70H99V69H98ZM114 70H115V69H114ZM123 70H124V69H123ZM141 70H142V69H141ZM143 70H144V69H143ZM148 70H149V69H148ZM165 70H166V69H165ZM169 70H170V69H168V71H169ZM209 70H210V69H209ZM227 70H228V69H227ZM19 71H20V70H19ZM93 71H94V69H93ZM100 71H101V70H100ZM124 71H125V70H124ZM136 71H137V70H136ZM136 71H134V73H135ZM151 71L156 75V69H155V67L151 66ZM151 71H149V72H151ZM159 71H160V69H159ZM161 71H163V70H161ZM186 71H185V69H184V72H186ZM220 71H221V70H220ZM222 71H224V70H222ZM243 71H246V72H243ZM248 71H249V70H248ZM253 71H254V70H253ZM253 71H252V72H253ZM260 71H261V70H260ZM6 72H8V73H6ZM39 72H40V71H39ZM39 72H38V73H39ZM74 72H75V71H74ZM79 72H80V71H79ZM87 72H88V73H87ZM87 72H86V73L89 75V72H90V71H87ZM121 72H122V71H121ZM125 72H126V71H125ZM164 72H165V71H164ZM164 72H163V73H164ZM170 72H172V71H170ZM225 72H226V70H225ZM225 72H223V73H225ZM233 72H234V73H233ZM257 72H259V71L257 70ZM17 73H18V71H17ZM51 73H52V74H51V78H50L51 81H53L54 83H57V82H58V81H57V79H58V75H57V73H53V72H51ZM95 73H96V71H95ZM127 73H128V74H127ZM127 73H126V75H128V78H129V79H132V76H131V77L129 76V71H128ZM130 73H131V72H130ZM176 73H177V72H176ZM176 73L174 72L175 76H176V75L178 76L179 74H180L181 77H183L184 75L186 76V74H183V76H182L181 73H183V72H181V73L178 72L177 74H176ZM227 73L229 74V72H227ZM261 73H262V71H261ZM82 74H83V73H82ZM84 74H85V73H84ZM87 74H86V75H87ZM93 74H94V73H93ZM97 74H98V73H97ZM145 74H146V73H145ZM147 74H148V73H147ZM167 74H168V73H167ZM228 74H227V76H228ZM252 74H253V73H252ZM252 74H251V75H252ZM37 75H38V74H37ZM86 75H85V77L88 76V75H87V76H86ZM91 75H92V74H91ZM91 75H90V76H91ZM94 75H96V74H94ZM100 75H101V74H100ZM110 75H111V77H112L111 79H115V78H117V79H120V81L122 80V79H121V73H119L117 70H115V71L112 70V71L110 72ZM130 75H131V74H130ZM132 75H133V74H132ZM152 75H153V74H152ZM163 75H164V74H163ZM169 75H170V74H169ZM171 75H172V74H171ZM258 75H260V73H259ZM73 76H74V75H73ZM105 76H106V75H105ZM134 76H136V75H134ZM141 76H142V74H141ZM147 76H148V75H147ZM147 76H146V77H147ZM157 76H158V75H157ZM173 76H174V75H172V77H173ZM175 76H174V77H175ZM185 76H184V77H185ZM223 76H224V74H223ZM223 76H222V78H223ZM249 76H250V75H249ZM10 77H11V76H10ZM32 77H33V76H32ZM88 77H89V76H88ZM88 77H87V78H88ZM92 77H93V76H92ZM100 77H101V76H100ZM122 77H123V76H122ZM125 77H126V76H125ZM125 77L123 78L124 80H125ZM138 77H139V75H138ZM143 77H144V76H143ZM143 77H142V78H143ZM154 77H155V76H154ZM174 77H173V78H174ZM213 77H214V76H213ZM225 77H226V74H225ZM95 78H97V77H95ZM109 78H110V76H109ZM126 78H127V77H126ZM142 78H141L140 80H142ZM158 78H159V77H158ZM158 78H157V79H154V80H157V81H158V80H159ZM164 78L169 79L170 77L168 78V77H164V76H163V79H164ZM173 78H172V80H173ZM227 78H225V79H227ZM252 78H253V77H252ZM252 78H251V76H250V79H252ZM92 79H93V78H92ZM129 79H128L127 82H129V81L131 82V81L134 79V77H133L132 80H129ZM135 79H136V77H135ZM135 79H134V80H135ZM150 79H151V78H150ZM175 79H177L178 83H180V82L182 81V79H186V77H185V78H181V80H179L180 78H179V76H178V78L175 77L174 80H175ZM27 80H26V82H27ZM58 80H59V79H58ZM71 80H72V79H71ZM126 80H127V79H126ZM134 80L132 81V83L134 82ZM140 80H139V81H140ZM161 80H162V78L160 79V81H161ZM174 80H173V81H174ZM248 80H249V81H248ZM252 80H254V79H252ZM252 80H251V81H252ZM80 81H81V80H80ZM103 81H104V79H103ZM142 81H143V80H142ZM142 81L138 82V80H137V82L140 83V85H142L143 89H149V88L151 89L152 85H151L150 81L147 82V83H144V84L142 83ZM145 81H146V80H145ZM160 81H159V82H160ZM166 81H167V80H166ZM166 81H165V83H166ZM173 81H171V82H173ZM177 81H175V82H173V83H176V84H177ZM179 81H180V82H179ZM187 81L189 82V80H186V82H187ZM225 81H226V80H225ZM63 82H64V81H63ZM72 82H73V80H72ZM123 82H124V81H123ZM123 82H121V83L123 84ZM167 82H168V81H167ZM169 82H170V81H169ZM184 82H185V80H184ZM188 82H187V83H188ZM190 82H191V81H190ZM227 82H228V81H227ZM73 83H74V82H73ZM124 83H125V82H124ZM155 83H156V81H155ZM161 83H162V82H161ZM191 83H192V82H191ZM214 83H215V82H214ZM214 83H213V84H214ZM220 83H221V82H220ZM222 83H223V81H222ZM225 83H226V82H224V84H225ZM229 83H227V84H229ZM251 83H252V82H251ZM254 83H255V80H254ZM29 84H30V83H29ZM87 84H88V83H87ZM89 84H90V83H89ZM89 84H88V85H89ZM134 84H135V82H134ZM159 84H160V83H159ZM183 84H185V83H183ZM183 84H182V82L180 83V85L183 87L182 90L184 89V86H185L187 89H191V88H188V87H189V85H188L189 83H188V84H185L184 86H183ZM210 84H211V83H210ZM227 84H226V85H227ZM9 85H10V83H9ZM68 85H69V83H68ZM74 85H75V84H74ZM88 85H87V88H89V90H94L93 88L90 89V87H93L92 83L89 85V87H88ZM124 85H125V84H124ZM130 85H131V84H130ZM137 85H138V84H137ZM161 85H162V84H161ZM171 85H172V84H171ZM186 85H188V87H187ZM198 85H199V86H198ZM254 85H255V84H254ZM61 86H62V85H61ZM126 86H127V84H126ZM126 86H125V87H126ZM135 86H136V85H135ZM135 86H132V87H134V90L131 88V89H132V92H130L131 89H129V90H130V91H129L130 93L127 92V91L125 90V91L129 94V96L126 95V97L130 98L129 100H131V99H133L134 101L137 100V101H136L137 103L135 104L136 106H137L138 103H140V102H144L145 100H146L147 102L149 101V103H150L151 99H150V100H147V99H145V98L142 99V100L140 99L141 101L138 102L139 99H137V97H135V96H136L135 94H137V93H133V92L135 91V89L137 88V86H136V87H135ZM150 86H151V87H150ZM154 86H156V85H154ZM154 86H153V88H154ZM173 86H177V87H178L179 85H175V84H174ZM222 86H223V85H222ZM5 87H6V86H5ZM5 87H4V88H5ZM56 87H57V86H56ZM84 87H85V86H84ZM125 87L123 86L122 89L124 90ZM130 87H131V86H130ZM167 87H168V86H167ZM167 87H166V88H167ZM193 87H194V85H193ZM195 87H194V88H195ZM211 87L213 88V87H215V86H211ZM223 87H224V86H223ZM223 87H222V88H223ZM253 87H254V86H253ZM72 88H73V87H72ZM72 88H71V85H70V87H69L68 89L72 91ZM87 88H86V89H87ZM113 88H114L113 85L106 84V85H104V86L101 88V91L99 90L100 92H98V94H96V95H99V96H96V97H97V102H96L97 104H96V103H95V104L98 105L97 108H99V111H100V112H99V116H98V114H97L96 116H98V117L93 118V119H92V117L90 116V113H89V111H91V109L89 108V107H91L90 105H89V107H88V108H89V111L83 110L84 107L81 106V107L83 108V109L81 108V109L83 110V114L80 116V113H81V111H80V113L78 114V116H80V117L74 116V113H73L74 110H75L74 107H73V108L69 107V106H71L72 104L74 105V103H72V102H73L72 100H74V99L71 98V95H70L71 93H69V95H68V97H66V99H67V98H70V99H67V100H68V101L71 100L70 102H71L72 104H70V102H69V104H68V101H65V102H67V105H65L66 103L63 104L64 107H65V106H66V107H65V108L63 107V108H64L63 110H62V108L59 109V110L62 111V112H59V113L56 112L57 109H56L55 111H52V112L50 111V113H49V112H48V113H46V112L44 113V110H43L44 106H41V103L36 102V101H35V102H33V101L31 102V99H29V100H30V101H29V100L27 99L28 96H27V93H26V95H23V103L21 104L20 107H21V109H23L22 111H24V113H26V115L28 114V117H27V120H28V121L25 122V123H23L22 126L20 125V126H14V127H9L8 124L5 123V124H6V125H5V124L2 122V123L4 124L3 129L1 128L2 131L5 129L4 131H6V132L8 131V134L11 133V134L15 137V140H16L15 143H16V144H15V143H13V144L17 145V146L14 145V147H17V148H13V150H14V149H17V150L19 149V150H18V151H15L14 153L12 152L13 154H15L14 157L11 156V157H13V161L10 163V165L7 164V165H9V166H7V169H6V171H5L6 173L4 172L6 175H5L4 178L0 181V183H2V184L4 183V185H3V186H5V189H4V190H6L7 194H10V197L13 196V198H14L13 193H15V194H16L15 196H17V197H16V200H17V199H20V200H22V201L25 203V204H24V205H25V206H24L25 209L23 208L25 211H26V207H28V205H29L30 207H35V206L39 205L38 200L36 201V202H38V204L36 203L37 205H36V204L34 205V203H35V201H34V197L36 196L37 192H39V191H36L35 189H36V187H40V189H41V186L44 187L45 185L43 184V182H46V181H41L40 179H38V180H40V183L42 182V184H43L44 186L41 184V186L37 185L35 188H33V187H31V186H32L33 184H35L38 180H37L35 183H34V181L32 180V181H33V184H31V186H29V185H28L29 182H28V183H22L23 180H24L25 178H23V180L21 179L22 182L18 181V179H16V177H15V178H12L13 175L16 176L15 174H16V172H17L18 169H19V164H21V162H22L19 156H20V155L25 156V157L27 158L26 161H28V164H29L30 166H32L33 171H34V169H35L36 171H38V169H36V168L38 167L37 164L39 165V163H40L41 165H43L44 163H47V164H48V163H51V162L55 163L57 160H60L59 158H61V157L59 156V154H61V153L58 152V151H63V152L66 151L67 154H68V152H71V153L74 155V153H76V152H75V150H76L75 148H76V147L78 148V146H80L81 143H79V141H77V140H79V138L77 139L78 134H77V132L75 133L73 129H75V130H81V129H82V130H83V129L85 128V129H87V130L84 129L85 132H88V131H89L88 128H89V129H90V127L93 128V127L96 126V125H97V126H96V128H97L100 124L104 125V124L106 123L105 121H104L105 123H101V122H102L103 120L106 119V115H105L106 112H105V110H107L110 101H113L112 99H114V97H115L116 91H115ZM116 88H117V87H116ZM128 88H129V86H128ZM153 88H152L151 90H153ZM174 88H175V87H174ZM178 88L181 89L180 86H179ZM199 88H198V90L200 91ZM215 88H216V87H215ZM225 88H227V87H225ZM251 88H252V85H251ZM7 89H8V88H7ZM98 89H100V88H98ZM126 89H127V88H126ZM141 89H142V88H141ZM150 89H149V90H150ZM154 89H155V88H154ZM156 89H157V88H156ZM156 89H155V93H154V91H153L154 94H157V93H158V92L156 91ZM169 89H170V91H171L172 88L170 87ZM169 89H168V90H169ZM176 89H177V88H176ZM187 89L182 91V92H183V95L181 94L182 96H184V93H185L184 91H187ZM192 89H193V88H192ZM201 89H204V87L201 88ZM207 89L211 90L210 88H207ZM207 89H205V90H207ZM253 89H254V88H253ZM8 90H9V89H8ZM82 90H83V89H82ZM151 90H150V91H151ZM157 90H158V89H157ZM159 90H160V89H159ZM168 90H167V92H168ZM177 90H178V89H177ZM177 90H176L177 94H176V92H175V93L173 92V93L177 95L176 98H179V97H180V96H179V95H180L179 93L181 92V90H180V91H177ZM196 90H197V89H196ZM196 90L194 89V90H193V93L196 94V92H197ZM205 90H202V91L204 92ZM221 90H222V89H221ZM224 90L226 91V89H224ZM229 90H230V89H229ZM246 90H248V89H246ZM251 90H252V89H251ZM26 91H27V90H26ZM75 91H76V90H75ZM119 91H121V89H120ZM125 91H123L124 94H126ZM138 91H139V90H138ZM150 91L146 92V94H149ZM164 91H166V90L164 89ZM164 91H163V93H164ZM170 91H169L168 93H170ZM173 91H174V90H173ZM194 91H196V92H194ZM199 91H198V92H199ZM207 91H208V90H207ZM207 91H206L205 94H204L205 96H206ZM215 91H216V90H215ZM254 91H255V89H254L253 91H251V92H254ZM27 92H28V91H27ZM135 92H137V91H135ZM167 92H166V93H167ZM178 92H179V93H178ZM182 92H181V93H182ZM187 92H188V91H187ZM187 92L185 93L186 95L184 96V98H185L186 96L188 97V95H187L188 93H187ZM203 92H202V93H203ZM213 92H214V89H213ZM227 92H228V91H227ZM229 92H228V93H229ZM243 92H244V91H243ZM249 92H250V91H249ZM249 92H248V93H249ZM7 93H8V91H7ZM7 93H6V95H4V96H8L9 94H7ZM23 93H24V91H23ZM90 93H92V92H90ZM94 93H95V92H94ZM94 93H93V95H95ZM96 93H97V92H96ZM215 93L219 94V92H217V91H216ZM215 93H214V94H215ZM228 93H227V94H228ZM244 93H246V92H244ZM254 93H255V92H254ZM254 93H249V95H250V96H253V95H255ZM151 94H152V93H151ZM159 94H161V91L159 92ZM159 94H158V95H159ZM195 94H194V95H195ZM197 94H198V93H197ZM211 94H212V93H211ZM214 94H213V95H214ZM222 94H223V93H222ZM246 94H247V93H246ZM246 94H245V95H246ZM251 94H252V95H251ZM73 95H74V93H73ZM119 95H120V94H119ZM122 95H123V94H122ZM139 95H140V94H139ZM143 95H144V93H143ZM149 95H150V94H149ZM161 95H162V94H161ZM168 95H171L173 98H170L171 96L168 97V99H167V97H165L167 100L171 99L172 102H174V101L176 100V98H174L173 94H168ZM168 95H167V96H168ZM242 95H243V94H242ZM242 95H240V96L242 97ZM90 96H91V95H90ZM140 96H141V95H140ZM140 96H139V97H140ZM152 96H153V95H152ZM154 96H155V95H154ZM164 96H165V95H164ZM178 96H179V97H178ZM182 96H181V97H182ZM198 96H199V94H198ZM200 96H201V94H200ZM214 96H215V95H214ZM219 96H221V95L219 94ZM219 96L216 95V97H219ZM243 96H244V95H243ZM59 97H60V96H59ZM72 97H74V96H72ZM92 97H93V96H92ZM96 97H95V98H96ZM119 97H120V96H119ZM157 97H158V96H157ZM157 97H155V99L160 98V95H159L158 98H157ZM201 97H203V96H201ZM211 97H212V96H211ZM81 98H82V97H81ZM134 98H135L136 100H135ZM140 98H141V97H140ZM146 98H150V97L147 96ZM182 98H183V97H182ZM184 98H183V99H184ZM188 98H189V97H188ZM188 98H187V99H188ZM191 98L194 99V96L192 97V95H191ZM199 98H200V97H199ZM199 98H198V100H200ZM212 98H214V97H212ZM212 98H211V99H212ZM7 99L10 100L11 98H10V99L7 98ZM43 99H44V98H43ZM60 99H61V98H60ZM79 99H80V98H79ZM120 99H121V98H120ZM122 99L124 100L125 98H122ZM122 99H121L122 104H123V102L126 103V101H123ZM161 99H162V97H161ZM185 99H186V98H185ZM211 99H207V100L205 99L204 101H205V103H206L208 100L213 102V100H211ZM214 99H215V98H214ZM234 99L236 100L235 102H234ZM5 100H6V98H5ZM5 100H4V103L6 102ZM26 100H27V102H26ZM80 100H82V99H80ZM83 100H84V99H83ZM95 100H96V99H95ZM118 100H119V99H118ZM159 100H160V99H159ZM162 100H163V99H162ZM171 100L166 101L165 104L168 103V102H169L168 104H170V103H171V102H170ZM178 100H179V101H178ZM178 100H176V102H177V104H178V103L180 104V103H181V100H180V99H178ZM189 100H191V99H189ZM195 100L197 101V98H196ZM195 100H194V101H190V102H193V103H194ZM45 101H47V100H45ZM74 101H75V100H74ZM76 101H77V100H76ZM146 101H145V103H147ZM152 101H154V100L152 99ZM152 101H151V102H152ZM201 101H202V99H201ZM201 101H200V102H201ZM219 101H220V102H219ZM219 101H218V102H215V100H214V102H215V103H218V105L220 106V104L223 102V100H222V102H221V99H220ZM11 102H12V101H11ZM57 102H59V101H57ZM57 102H56V103H57ZM78 102H79V101H78ZM81 102H82V101H81ZM81 102H80V103H81ZM83 102H84V101H83ZM116 102H117V100H116ZM184 102H185V100H184ZM214 102H213V103H214ZM239 102H240V101H239ZM6 103H7V102H6ZM6 103H5V104H6ZM46 103H50V102H46ZM63 103H64V102H63ZM118 103H119V102H118ZM127 103H128V102H127ZM132 103H133V102H132ZM132 103L130 102L129 110L125 109V110H123L122 112L125 114V119L127 120V123L129 124V126H130V127H131V126L133 127V128L131 127V128H132V132H131V133H132V136H133V135H134L133 133H135L136 131H137L136 133H137V134L139 133V135H140V132H141V130H140V131H139V130H136V129L139 128V127H138L139 122H138L137 120H140V119H141V120H140V121H141L140 124L147 125L146 122H145V123H142V119L144 118V117H142V115H144V116H146V117L149 116V115H145L144 112H145L146 110H144V112H141V111H140L141 113H144V114H141V115H140V112H139V116H140V117H139V118L137 117L138 119L135 117V118H136V120H135V118H134L133 116H136V115L131 114V113L135 112V111H133L135 105H133ZM163 103H164V102H163ZM198 103H199V102H198ZM198 103H197V104H198ZM202 103H203V101H202ZM219 103H220V104H219ZM224 103H226V100L224 101ZM227 103H226V104H227ZM237 103H238V102H237ZM237 103H235V105H238V104H239V103H238V104H237ZM0 104H1V103H0ZM75 104H76V103H75ZM86 104H87V103H86ZM95 104H94V105H95ZM111 104H113V103H110V105H111ZM119 104H121V103H119ZM119 104H117V106H118ZM122 104H121V105H122ZM151 104H152V103H151ZM154 104H155V102H154ZM160 104H161V102H160ZM168 104L163 105V106H161V105H162V104H161L159 107H162V109H160V108H159V109H160V110H163V111H165V112H167L165 108H167V110H168V108H171V112H172V110H174V107H175L176 105H172V106H171V104H170V106H169ZM172 104H175V103H172ZM179 104H178V105H179ZM181 104H182V103H181ZM181 104H180V106H181ZM187 104H188V103H187ZM189 104H190V103H189ZM200 104H201V103H200ZM206 104H207V103H206ZM210 104H211V103H210ZM210 104H209V105H210ZM2 105H3V102H2ZM2 105H1V106H2ZM47 105H48V104H47ZM73 105H72V106H73ZM84 105H85V104H84ZM96 105H95V106H96ZM123 105L126 106V108L128 107L127 104H126V105L123 104ZM147 105H149V104H147ZM157 105H159V104H158V102L156 101V106H157ZM167 105H168V106H167ZM178 105L176 106L177 109L179 108ZM182 105H183V104H182ZM184 105H185V104H184ZM192 105H193V104H192ZM202 105H203V104H202ZM202 105H201V106H202ZM223 105H224V104H223ZM4 106H6V105H4ZM4 106H3V107H4ZM54 106H55V105H54ZM75 106H77V105H75ZM117 106H116V108H115L116 110H117L118 107H120V106H118V107H117ZM124 106H122V107H124ZM149 106H150V105H149ZM152 106H153V105H151V109H152ZM156 106H153V107L156 108ZM164 106H167V107L164 108ZM185 106H187V105H185ZM194 106H195V104H194ZM194 106H190V107H192L193 110H194V109H195ZM207 106H208V105H207ZM207 106H206V107H207ZM211 106H212V105H211ZM219 106H216V107H215V106H212V107H210V108H213V110H214L215 108H217V107H219ZM224 106H225V105H224ZM227 106H228V105H227ZM238 106H239V105H238ZM41 107H43V108H41ZM45 107H46V106H45ZM57 107H58V106H57ZM122 107H121V108H122ZM138 107H139V106H138ZM172 107H173V109H172ZM196 107H197V106H196ZM214 107H215V108H214ZM222 107H223V106H221V108H222ZM234 107H235V106H234ZM1 108H2V107H1ZM75 108H76V107H75ZM91 108H92V107H91ZM95 108H96V107H95ZM110 108H111V107H110ZM113 108H114V107H113ZM136 108H137V107H136ZM146 108H147V107H146ZM146 108H145V109H146ZM181 108L183 109V106H182ZM186 108H187V107H184L183 110H185ZM204 108H205V107H204ZM207 108H208V107H207ZM221 108H219L220 111H221ZM230 108H231V107H230ZM4 109H5V107H4ZM76 109H79V107L76 108ZM85 109H86V108H85ZM118 109H119V111H121L120 108H118ZM140 109H142V108H140ZM143 109H144V108H143ZM143 109H142V110H143ZM153 109H154V108H153ZM156 109H158V107H157ZM177 109H176V110H177ZM188 109H189V107L186 109V111H187ZM217 109H218V108H217ZM235 109H236V108H235ZM235 109H233L232 111H234ZM46 110H47V109H46ZM92 110L94 111V108H92ZM147 110H149V108H147ZM176 110H175V112L172 113L173 116H174V114L176 113ZM215 110H216V109H215ZM223 110H224V108H223ZM226 110L231 111L230 109H226ZM226 110H224V111H226ZM1 111H2V110H1ZM57 111H58V110H57ZM63 111H64V112H63ZM93 111H92V112H93ZM97 111H98V110H97ZM108 111H109V110H108ZM110 111H111V110H110ZM113 111H114V110H113ZM119 111L117 110V112H119ZM130 111H132V112H130ZM153 111H154V110H153ZM153 111H151V110L149 111L150 114H151V113H153V114H151V116H149L150 119H148V120H151L152 118H154V117H153L154 114L157 115V113H155V111H157V110H155L154 112H153ZM180 111H181L182 115H183V113L186 112V111L184 112V111H182V110H180ZM199 111H200V110H199ZM205 111H206V110H205ZM217 111H218V110H217ZM220 111H218V112H220ZM77 112H79V111H77ZM137 112H138V110H137ZM149 112H146V114L149 113ZM165 112H163V113H165ZM208 112H209V113L206 114L207 117H206L205 119H207V118H208V115H210V111H208ZM214 112H215V111H214ZM221 112H223V111H221ZM2 113H3V112H2ZM72 113H73V115H72ZM111 113H113V112H111ZM115 113H116V112H115ZM160 113H161V112L158 111V114H160ZM163 113L160 114L161 117H163V116L165 117L166 114H167L168 117L171 116V114H170V109H169V112H168L170 115H168V113H166V114L163 115ZM181 113L178 112V115H180ZM215 113H216V112H215ZM215 113H214V115H215ZM223 113H225V112H223ZM223 113H222V114H223ZM226 113H227V112H226ZM231 113H232V112H231ZM231 113L228 112V115L231 114ZM94 114H96V112H94ZM186 114H188V112H186ZM190 114H193V113L190 112L189 115H190ZM216 114H217V113H216ZM232 114H233V113H232ZM107 115H108V114H107ZM115 115H116V114H115ZM132 115H133V116H132ZM178 115H177L176 118H178V119H179V117H180V118H183L181 115H180V116H178ZM224 115H225V114H224ZM226 115H227V114H226ZM235 115H236V114H235ZM244 115H245V114H244ZM93 116H94V115H93ZM104 116H105V119H103ZM108 116H111V115H108ZM112 116H114V115H112ZM117 116H119L120 119H121V118H124V116L121 117V115H117ZM117 116H116V117H117ZM157 116H158V115H157ZM157 116H156V117H157ZM193 116L196 117L195 114H194ZM220 116H221V113H220ZM237 116H238V115H237ZM239 116H240V114H239ZM141 117H142V118H141ZM171 117H172V116H171ZM171 117H170V119H171L172 123L176 122V121L174 120L175 118L172 119ZM174 117H175V116H174ZM187 117L189 118V116H185L184 120H185ZM190 117H191V116H190ZM210 117H211V115L209 116V119H210ZM222 117H223V116H222ZM243 117H244V116H243ZM0 118H1V117H0ZM77 118H78V119H77ZM111 118H112V117H111ZM157 118H158V117H157ZM188 118H187V119H188ZM191 118H192V117H191ZM196 118H197V117H196ZM225 118H226V117H225ZM244 118H246V116H245ZM2 119H3V118H2ZM2 119H1V120H2ZM44 119H45V120H44ZM102 119H103V120H102ZM112 119H113V118H112ZM163 119H164V118H163ZM170 119H169V120H170ZM189 119H190V118H189ZM197 119H198V118H197ZM199 119L201 120V117H200ZM199 119H198V121H200ZM202 119H203V118H202ZM209 119H208V120H209ZM228 119L230 120V118H228ZM109 120H110V117H109ZM109 120H106L107 123H108V122H111V121H109ZM116 120H117V119H116ZM145 120L148 122V125H147V126H150V125H149V122H150V121H148L147 118H145ZM153 120H154V121L156 120V122H157L158 120L160 121V120H162V119H158V120H157V119H153ZM165 120H166V123H165V122H164V123H161V125H162V124H165L164 126H165V128H166V130H167V131L164 130L166 133L164 134V137H163V138H164V139H168V138L173 134V133H172V134L170 133L171 131L168 133V131H169V130L171 129V127L173 126V124L171 123V121L168 122V123H171V126H170V124L167 123V121H169V120L164 119V121H165ZM184 120H181V119H180L181 122H176L177 124L174 123L176 126L174 125V127L172 128V130L174 131V130L177 129L178 127H181L182 125H184V124H182ZM191 120H193V118H192ZM194 120H195V119H194ZM203 120H204V119H203ZM208 120H207V121H208ZM229 120H228V121H229ZM243 120H244V119H243ZM119 121H122V120H119ZM123 121H124V120H123ZM136 121H137L138 123H137ZM151 121H152V120H151ZM173 121H174V122H173ZM178 121H179V120H178ZM185 121H186V120H185ZM185 121H184V122H185ZM228 121H227V122H228ZM236 121H238V120L236 119ZM240 121H241V120H240ZM125 122H126V121H125ZM201 122H202V121H201ZM227 122H226V124H225L226 126H227V124H228ZM229 122H231V120H230ZM0 123H1V122H0ZM107 123H106V124H107ZM112 123H113V126H112V124H111L112 127H110V125H109V127H107L108 130H110L109 128H111V129H112V128L115 129V127H117L116 125H114V121H113ZM153 123H154V122H153ZM159 123H160V122H159ZM179 123L182 124V125L179 126V125H180ZM197 123H200V122H197V121H196V124H197ZM232 123H233V122H232ZM236 123H237V122H236ZM17 124H18V123H17ZM108 124H109V123H108ZM137 124H138V125H137ZM178 124H179V125H178ZM185 124H186V123H185ZM229 124H230V123H229ZM1 125H2V124H1ZM1 125H0V126H1ZM144 125H143V129H144ZM153 125H156V123L153 124ZM157 125H160V124H157ZM161 125H160V126H161ZM12 126H13V125H12ZM140 126H142V125H140ZM147 126H146V128H147ZM164 126L162 125V127H164ZM185 126H186V125H185ZM185 126H182V128H183V127L185 128ZM228 126H229V125H228ZM228 126H227V127H228ZM230 126H231V125H230ZM41 127L45 130L44 133H45V132L48 133V137H46V138H48V141L45 143L46 147H48V150H49V151L52 150V149L55 147L56 150H57V152L59 153L58 155H57L56 152H54V151H53V152H49V151H47L48 154H46V153H47V152H46V153H44V154H46V155H44L42 158H40V155H42V154L40 153V155H39V152H40V151L38 152V149H37L36 147L40 148V147L37 146V145L40 144L41 141H40V140L35 141V140H34L35 138H34L33 136H35V135H39V134H38L39 132H40V134H41V131H43V129H41ZM105 127H106V126H104L103 128L105 129ZM134 127H135V128H134ZM150 127H155V126H152V122H151V126H150ZM156 127H157V126H156ZM176 127H177V128H176ZM210 127H211V126H210ZM117 128H118V127H117ZM123 128H124V127H123ZM131 128H130V129H131ZM141 128H142V127H141ZM146 128H145V129H146ZM174 128H175V129H174ZM184 128H183V129H184ZM211 128H212V127H211ZM214 128H215V127H214ZM228 128H229V127H228ZM228 128H225V127H224V131H225L226 129H227V131H228ZM1 129H0V130H1ZM99 129H100V128H99ZM101 129H102V128H101ZM113 129L110 130V132H111V131L114 132ZM125 129H126V128H125ZM133 129H135V132H134ZM145 129H144V132H145ZM147 129H148V128H147ZM149 129H150V131H151V128H149ZM155 129H159V127H158V128H155ZM201 129H202V128H201ZM231 129H232V128H231ZM72 130H73V131H72ZM121 130H122V129H121ZM159 130H160V129H159ZM177 130H179V129H177ZM180 130H181V129H180ZM229 130H230V129H229ZM233 130H234V129H233ZM2 131H1V132H2ZM4 131H3V133H4ZM116 131H118V129H117ZM126 131H129V130L126 129L125 131H122V132L125 133ZM130 131H131V130H130ZM147 131H148V130H147ZM150 131H149V135L151 134V132L154 131V128H152V131H151V132H150ZM173 131H172V132H173ZM9 132H10V133H9ZM70 132L73 133V134H72V135H73V136H72L73 138H75L74 136H77V137H76L77 140L73 139L71 136H70L71 139L69 138V134H70ZM122 132H121V133H122ZM158 132H160V131H158ZM189 132H190V131H189ZM228 132H229V131H228ZM230 132H231V131H230ZM230 132H229V135H230ZM3 133H2V135L0 134V136H4L5 133H4V134H3ZM46 133H45V135H46ZM78 133L80 134L79 131H78ZM123 133H122V134H123ZM136 133H135L134 136L137 135ZM142 133H143V131H142ZM142 133H141V135H142ZM160 133H161V132H160ZM163 133H164V132H163ZM167 133H168L169 135H168L167 138H165V136H167ZM175 133H176V131H175ZM6 134H7V133H6ZM75 134H77V135H75ZM122 134H121V135H122ZM144 134H145V133H144ZM153 134H154V133H153ZM189 134H191V133H189ZM260 134H261V133H260ZM70 135H71V134H70ZM141 135H140V136H141ZM145 135H147V140H149V139H148V134H145ZM158 135H159V134H158ZM173 135H174V136H173ZM173 135H172L173 137L176 136L175 134H173ZM225 135H226V134H225ZM66 136H68V138H66ZM92 136H93V135H92ZM96 136H97V135H96ZM112 136H113V135H112ZM118 136H119V135H118ZM123 136H124V135H123ZM123 136H122V138H126V137H128V135L126 136V134H125L126 137H125V136L123 137ZM132 136H131V137H132ZM137 136H138V135H137ZM142 136H144V135H142ZM142 136H141V138H142ZM151 136H152V134H151ZM154 136H156V134H154ZM162 136H163V135H162ZM162 136H161V137H162ZM172 136H171V138H172ZM230 136H231V135H230ZM4 137H5V136H4ZM10 137L12 138V136H10ZM81 137H82V136H81ZM83 137H85V136L83 135ZM102 137H103V136H102ZM145 137H146V136H145ZM145 137H144V138H145ZM161 137H160L159 139H156V138H155V139H156L155 141H154V139L152 138V139H153V141H152L151 138H150V136H149L150 140H151L153 143H155L154 145L151 144V145H153V146H151V147H155V151H154V152L157 153V154H155L157 157H160V156L163 154V147H162V145H164L165 143H164V144H162L163 142L161 143V141H162V140H161ZM7 138H9V137H7ZM11 138H10V139H11ZM33 138H34V139H33ZM46 138H45V139H46ZM107 138H108V137H107ZM107 138L105 137V139H107ZM110 138H111V137H110ZM129 138H130V137H128V139H125V140L122 139V140H123V141H126V143H127L128 140H132L134 137H133L132 139H129ZM135 138L137 139V137H135ZM135 138H134V139H135ZM157 138H158V137H157ZM163 138H162V139H163ZM171 138H169V139H170V140L174 139V138H172V139H171ZM179 138H180V137H179ZM3 139H5V138H3ZM3 139H2V137H0V142H6V141H9L8 139H7V140L5 139L6 141L3 140ZM37 139H38V138H37ZM37 139H36V140H37ZM93 139H94V138H93ZM93 139H92V140H93ZM103 139H104V138H103ZM103 139H102V140H103ZM105 139H104V140H105ZM119 139H120V138H119ZM134 139H133V140H134ZM138 139H139V138H138ZM138 139H137V141H138ZM12 140H13V138H12ZM41 140H42V138H41ZM99 140H100V141H99V143H100V142H101V139H99ZM104 140L101 142V144H99L100 146L97 145V146H98L97 148L100 147L101 149L99 148V150H101V151H103V152L106 151L107 148H108V146H109V145L106 144V143H108V140H107V141L105 140L106 142H104ZM113 140H114V139H113ZM122 140H121V141H122ZM141 140H142V139H140V141H138V143L141 142ZM189 140H190V139H189ZM13 141H14V140H13ZM85 141H86V139H85ZM121 141L119 140V143H120V144L123 142V141H122V142H121ZM143 141L145 142V140H143ZM9 142H11V141H9ZM42 142H43V141H42ZM44 142H45V141H44ZM80 142H82V141H80ZM94 142H95V141H94ZM164 142H165V141H164ZM11 143H12V142H11ZM87 143H88V142H87ZM89 143H90V142H89ZM91 143H92V142H91ZM117 143H118V142H117ZM123 143H124V142H123ZM123 143H122V144H123ZM129 143H130V142H129ZM142 143H143V142H142ZM5 144H8V143H5ZM5 144H4V145H5ZM77 144H78V145H77ZM82 144L84 145L83 142H82ZM111 144H112V143H111ZM122 144L120 145V146L122 147V150H121V147H120V150H118V151H119V154H120L121 151H123V147L126 148V145H127V144H126V145L124 144L125 146H122ZM139 144H141V143H139ZM139 144H138V145H139ZM203 144H204V143H203ZM1 145H2V144H1ZM11 145H12V144H11ZM42 145H43V143H42ZM106 145H107V147H106ZM117 145H118V144H117ZM130 145H131V144H130ZM130 145H129V146H130ZM148 145H150V144H148ZM8 146H9V144H8ZM12 146H13V145H12ZM40 146H41V145H40ZM81 146H82V145H81ZM81 146H80V147H81ZM86 146H87V145H86ZM129 146H127V147H129ZM144 146H145V145H144ZM144 146H143V148L146 149ZM6 147H7V146H6ZM83 147H84V146H83ZM92 147H93V146H92ZM110 147H111V146H110ZM136 147H137V145H136ZM141 147H142V146L139 147V150H141V149H140ZM147 147H148V146H147ZM149 147H150V146H149ZM149 147H148V148H149ZM7 148H8V147H7ZM10 148H12V147H10ZM41 148H42V147H41ZM43 148H44V147H43ZM81 148H82V147H81ZM111 148H112V147H111ZM156 148H157V149H156ZM78 149H79V148H78ZM84 149H85V148H84ZM127 149H128V148H126V151H127ZM150 149H151V148H150ZM150 149H149V150H150ZM81 150H82V149H81ZM111 150H112V149H111ZM116 150H117V149H116ZM139 150L137 149V151H139ZM44 151H45V150H44ZM76 151H78V150H76ZM83 151H84V150H83ZM101 151H100V152H101ZM112 151H114V149H113ZM130 151H131V149L128 150V152H125V153H128V154H129ZM41 152H42V151H41ZM78 152H79V151H78ZM78 152H77V153H78ZM81 152H82V151H81ZM84 152H85V151H84ZM96 152H97V151H96ZM96 152H95V154H96ZM103 152H102V153H103ZM131 152H133V150H132ZM143 152H145V150H143ZM151 152H152V151H151ZM86 153H87V152H86ZM117 153H118V152H117ZM125 153L123 152V154L126 156L127 154H125ZM133 153L135 154L136 151H134ZM133 153H131V154H133ZM137 153H138V152H137ZM10 154H11V153H10ZM54 154H56V155H54ZM104 154H105V152H104ZM107 154H108V153L106 152V156H109V155H110V152H109V155H107ZM114 154H115V152H114ZM114 154L112 153L111 155H114ZM121 154H122V152H121ZM131 154H130V155H131ZM134 154H133V156L135 157L136 154H135V155H134ZM139 154H140V153H138V155H139ZM142 154H143V157H144V153H142ZM38 155H39V156H38ZM70 155H71V154H70ZM75 155H76V154H75ZM92 155H93V154H92ZM102 155H103V154H102ZM111 155H110V156H111ZM117 155H118V154H117ZM117 155H115V157H116ZM130 155H128V156L130 157ZM138 155H137V156H138ZM153 155H154V154H153ZM23 156H22V157H23ZM104 156H105V155H104ZM122 156H123V155H122ZM139 156H141V154H140ZM139 156H138V157H139ZM162 156H163V155H162ZM162 156H161V157H162ZM72 157H73V156H71L70 159H71ZM111 157H112V156H111ZM134 157H133V158H134ZM242 157H243V156H242ZM65 158H66V157H65ZM75 158H76V157H75ZM82 158H83V157H82ZM125 158H126V157H125ZM135 158L138 159V160H140L139 158L142 159V157H139V158L135 157ZM135 158L133 159V161H135ZM144 158H145V157H144ZM144 158H143V159H144ZM61 159H62V158H61ZM22 160L24 161L25 158L22 159ZM72 160H73V158H72ZM84 160H85V158H84ZM110 160H111V158H110ZM119 160H120V159H119ZM121 160H123V159H121ZM124 160H125V159H124ZM128 160H129V159H128ZM26 161H25V162H26ZM63 161H64V160H63ZM67 161H69V160H67ZM99 161H101V160H99ZM117 161H118V160H117ZM131 161H132V160H131ZM136 161H137V160H136ZM141 161H142V160H141ZM144 161H145V159H144ZM167 161H168V160H167ZM42 162H43V164H42ZM102 162H103V161H102ZM125 162H126V160H125ZM128 162H129V161H128ZM22 163H24V162H22ZM59 163H60V161H59ZM85 163H86V161H85ZM118 163H119V162H118ZM136 163H137V162H136ZM139 163H140V162L138 161V164H139ZM142 163H143V162H142ZM142 163H141V164H142ZM26 164H27V163H26ZM62 164H63V163H62ZM67 164H68V163H67ZM116 164H117V163H116ZM116 164H115V165H116ZM129 164H130V163H129ZM131 164H132V163H131ZM133 164H134V162H133ZM22 165H23V168H24V164H22ZM53 165H54V164H53ZM69 165H70V164H69ZM69 165H67V166H69ZM72 165H74V164H72ZM106 165H107V164H106ZM106 165H105V167H107ZM112 165H113V164H112ZM117 165H118V164H117ZM122 165H123V164H122ZM134 165H135V168H136V167H137V164H134ZM139 165H140V164H139ZM143 165H145V164L143 163ZM20 166H21V165H20ZM58 166H59V165H58ZM64 166H65V165H64ZM67 166H65V167H66V170L69 171V169L67 168ZM70 166H71V165H70ZM74 166H75V165H74ZM103 166H104V165H103ZM103 166H102V167H103ZM108 166H111V163H110V164L108 163ZM113 166H114V165H113ZM125 166L127 167V166H129V165H125ZM125 166H123V167L126 168ZM140 166H141V165H140ZM25 167H26V166H25ZM34 167H35V168H34ZM40 167H41V166H40ZM65 167H64V168H65ZM71 167H72V166H71ZM71 167H69V168H70V169L77 168L76 166L73 167V168H71ZM79 167H80V165H79ZM105 167H103V168L105 169ZM123 167H122V169H123ZM130 167H131V166H130ZM144 167L146 168V165H145ZM27 168H28V167H27ZM98 168H100V167H98ZM108 168H109V167H108ZM115 168H116V167L114 166V170H115ZM120 168H121V167H120ZM120 168H119V169H120ZM132 168H133V167H132ZM135 168H134L135 172H136V170H140V169H141V168H140V169H135ZM137 168H139V167H137ZM24 169H25V168H24ZM28 169H29V168H28ZM30 169H31V168H30ZM30 169H29V170H30ZM40 169H41V168H40ZM53 169H55V168H53ZM78 169H79V168H78ZM83 169H84V168H83ZM100 169H101V168H100ZM25 170H26V169H25ZM48 170H49V169H48ZM60 170H61V168H60ZM62 170H63V169H62ZM92 170H93V169H92ZM107 170H108V169H107ZM107 170H105V171H107ZM42 171H43V170H42ZM44 171H45V170H44ZM51 171H52V170H51ZM58 171H59V170H58ZM63 171H64V170H63ZM70 171H71V170H70ZM72 171H73V170H72ZM81 171H82V170H81ZM93 171H94V170H93ZM98 171H99V170H98ZM126 171L128 172L129 170L126 169ZM126 171H125V172H126ZM131 171H132V173H134L133 170H131ZM141 171H142V170H141ZM28 172H29V171H28ZM39 172H40V171H39ZM109 172H110V170H109ZM120 172H121V170H120ZM125 172L123 173L124 175H126ZM127 172H126V173H127ZM53 173H54V172H53ZM59 173H60V172H59ZM59 173H58V174H59ZM77 173H78V172H77ZM85 173H86V172H85ZM95 173H96V172H95ZM103 173H104V172H103ZM132 173L130 172V174H131V175L129 174L130 177H131V176L134 177V175L136 174V173H134V174H132ZM142 173H143V172H142ZM18 174H19V172H18ZM25 174H26V172H25ZM25 174H24V175H25ZM43 174H44V173H43ZM48 174H49V173H48ZM50 174H51V173H50ZM50 174H49V175H50ZM123 174H122V175H123ZM127 174H128V173H127ZM138 174H140L139 171H138ZM138 174H136L135 176H137ZM32 175H33V174H32ZM46 175H47V174H46ZM51 175H52V174H51ZM51 175H50V176H51ZM56 175H57V173L55 172V176H56ZM34 176H36V175H34ZM38 176H39V175H38ZM50 176H49L48 178H50ZM73 176H74V175H73ZM89 176H90V175H89ZM127 176H128V175H127ZM148 176H149V175H147V176L145 175V177H147L145 180H143V178H144V176H143V177L141 178L143 181H142V180L139 181V182L142 184V185H140V183H139V186H138V188L140 189L141 194H142L141 189L144 190L143 192H146L147 190L150 191V189H151V190H152V189H155V186L153 185V180H152V179H153V176H152V175L149 176V180H147V179H148ZM17 177H18V176H17ZM29 177H30V176H29ZM43 177H44V176H43ZM52 177H53V176H52ZM52 177H51V178H52ZM67 177H69V176H67ZM91 177H92V176H91ZM96 177H97V176H96ZM123 177H124V176H123ZM123 177H122V178H123ZM137 177H138V176H137ZM137 177H135V178H136L137 180H140V179H139L140 176H139V178H137ZM34 178L36 179V177H34ZM40 178H41V177H40ZM48 178H45V179L48 180ZM51 178H50L49 180H51ZM92 178H93V177H92ZM102 178H103V177H102ZM125 178H126V176H125ZM125 178H124V179H125ZM135 178H134V179H135ZM30 179H31V177H30ZM74 179H75V178H74ZM82 179H83V178H82ZM82 179H81L80 182H82ZM84 179H86V178H84ZM90 179H91V178H90ZM94 179H95V177L93 178V182L95 181V182H94V183H95V186H96V187L99 186V185L101 184V182H100L99 185H98V184H96V183L99 182V181L96 182L97 179H95V180H94ZM128 179L130 180V178H127V181H128ZM25 180H27V179H25ZM28 180H29V179H28ZM54 180H56V182H54V183H55L54 185H58V186H61V187H62V184H63V183H62V178H61V177L55 178ZM110 180H111V179H110ZM116 180H117V179H116ZM122 180H123V179H122ZM29 181H31V180H29ZM89 181H92V180H89ZM111 181H112V180H111ZM123 181H124V180H123ZM127 181H125V182L127 183ZM130 181L133 182V180H130ZM135 181H136V180H135ZM135 181H134V182H135ZM154 181H155V180H154ZM80 182H79V183H80ZM102 182H103V181H102ZM113 182H114V181H113ZM115 182H116V181H115ZM118 182H119V181H118ZM134 182H133V184H131L130 182H128V183H130L131 185H130V184H127V185H128L127 188L131 189L132 187L130 188L129 186H132V185H133L134 187H136L137 185L135 186V185H134ZM31 183H32V182H31ZM38 183H39V181H38ZM40 183H39V184H40ZM67 183H68V182H67ZM94 183H93V184H94ZM126 183H125V187H126ZM135 183H136V182H135ZM46 184H47V183H46ZM50 184H51V183H49V185H50ZM71 184L74 185V182H71ZM77 184H78V183H77ZM109 184H110V183H109ZM111 184H112V183H111ZM136 184H138V183H136ZM65 185H66V184H65ZM87 185H88V184H87ZM89 185H90V184H89ZM101 185H103V184H101ZM101 185H100V187H99V190L102 189V188H101V187H102ZM105 185H106V184H105ZM121 185H122V184H121ZM34 186H35V185H34ZM46 186H48V185H46ZM46 186L44 187L45 189H46ZM50 186H51V185H50ZM58 186H57V188H58ZM82 186H83V185H82ZM106 186H108V184H107ZM113 186H114V185H113ZM115 186H118V185L116 184ZM0 187H2V186H0ZM65 187H66V186H65ZM84 187H85V186H84ZM88 187H89V186H88ZM103 187H104V185H103ZM108 187H109V186H108ZM108 187H106V188L109 189ZM140 187H141V188H140ZM59 188H60V187H59ZM70 188H71V186H70ZM82 188H83V187H82ZM97 188H98V187H97ZM106 188L104 187V189H106ZM120 188H121V187H120ZM47 189H48V188H47ZM50 189H51V188H50ZM65 189H66V188H65ZM83 189H84V188H83ZM85 189H87V187H86ZM89 189H90V188H89ZM91 189H92V187H91ZM107 189H106V190H107ZM121 189H122V188H121ZM129 189H127V190H129ZM135 189H136V188H135ZM139 189H138L137 191H139ZM48 190H49V189H48ZM48 190H47V191H48ZM66 190H67V189H66ZM74 190H75V189H74ZM111 190H112V189H111ZM123 190H124L123 192H125V188H124ZM132 190H133V188H132ZM132 190H131V191H132ZM43 191H44V189H43ZM51 191H52V190H51ZM64 191H65V190H62V189H59V190L57 191V194H58V196H57L58 198H56V199H57V202H56L57 204H54V205H57L56 212H57V214H58V216H57V214H56L55 216H57V217H59V218L57 219L56 224L54 223L56 226L54 227L55 229H54V232H53V234H52V235L54 236V239H53V240H54V241H53V247H54V248H58V251H59L58 254H60V256H62V258H64V256H65V250L68 251V249H66V248H67V247H66V246H67V243H69L68 241L70 240V239L68 240V236H69V233H70V229H69L70 227H69L68 225H69V223L72 221L71 219H70V220H71V221H70L69 218H68L67 216H64V215L62 214V212H63V210H64V207H63V206H65V205L68 206V205H69V204L65 203V205L62 206V207H63V210H62L61 205H62L65 201H67V200H65V199H66V195H65ZM67 191H69V190H67ZM67 191H65V192H67ZM77 191H79L78 188H77ZM86 191H87V190H86ZM86 191H85V192L82 191L83 193H85V195H84L85 197H84V198H86ZM90 191H91V190H90ZM102 191H103V193H104L105 190H102ZM131 191H129V192L126 191L127 193H125V194H128V193H129L128 196H130V195L133 193V192L131 193ZM154 191H156V190H154ZM2 192H3V191H2ZM80 192H81V191H80ZM88 192H89V191H87V195H88V196H91V195H89V194H90V193H91V194L93 193V192L91 191V192H89V194H88ZM94 192H95V191H94ZM106 192H108V191H106ZM106 192H105V193H106ZM140 192H139V194H140ZM0 193H1V191H0ZM75 193H76V190H75ZM103 193H102V195H104ZM130 193H131V194H130ZM147 193H148V192H147ZM11 194H12V195H11ZM55 194H56V192H55ZM108 194H109V193H108ZM111 194H112V193H111ZM137 194H138V193H137ZM137 194H136V195H137ZM139 194H138V195H139ZM162 194H163V193H162ZM4 195H5V194H4ZM102 195H101V197H102ZM132 195H133V194H132ZM138 195H137V196H138ZM143 195H144V194H143ZM143 195H142V196H143ZM2 196H3V193H2ZM45 196H46V195H45ZM52 196H54V195H52ZM70 196H71V195H70ZM75 196H76V195H75ZM128 196H126L127 198H124V201H123L124 203L126 202V199H127V200H130V199H131V197H128ZM137 196H136V197H137ZM142 196H139V197H141V198H138V199L134 196V197H132V199H133V198H136L135 200H138V201H139V199H142L145 195H144L143 197H142ZM148 196H149V195H148ZM36 197H37V196H36ZM40 197H41V196H40ZM42 197H44V196H42ZM42 197H41V198H42ZM54 197H55V196H54ZM78 197H79V196H78ZM91 197H94V196H91ZM101 197H100V199H101ZM103 197H104V196H103ZM103 197H102V199H103ZM107 197H108V196H107ZM109 197H110V196H109ZM152 197H153V196H152ZM159 197H160V195H159ZM46 198H47V196H46ZM46 198H45V199H46ZM51 198H53V197H51ZM87 198H90V197H87ZM105 198H106V197H104V199H105ZM74 199H75V198H74ZM95 199H96V198H95ZM1 200H2V199H1ZM8 200H9V199H8ZM13 200H15V198H14ZM53 200H54V199H53ZM78 200H79V199H78ZM84 200H85V199H84ZM84 200H83V201H84ZM105 200H106V199H105ZM107 200H108V198H107ZM107 200H106V201H107ZM135 200H134V201L132 200V201H133L132 204H133L134 206H136V209H138L139 211L142 212L143 209L141 210V207H142L141 204L138 203V201L135 202ZM9 201H10V200H9ZM17 201H18V200H17ZM22 201H21V202H22ZM44 201H45V200H44ZM79 201H80V200H79ZM85 201H86V200H85ZM87 201H88V200H87ZM91 201H92V198H91ZM91 201H90V199H89V202H91ZM97 201H98V199H97ZM97 201H96V203H97ZM101 201H102V200H101ZM108 201H110V200H108ZM121 201H122V200H121ZM132 201L130 200V205H132V204H131ZM142 201H143V200H142ZM144 201H145V200H144ZM10 202H11V201H10ZM19 202H20V201H19ZM33 202H34V203H33ZM41 202H42V200H41ZM52 202H53V201H52ZM98 202H99V201H98ZM123 202H122V204L124 205ZM128 202H129V201H127L126 203L128 204ZM139 202H141V201H139ZM148 202H150V201H149V200H148L147 202L145 201L146 204L144 203V205H143V203H142V205H143L144 207H145V206H146V207H147V206H150ZM1 203H2V202H1ZM26 203H27V206H26ZM42 203H43V202H42ZM69 203H70V202H69ZM75 203H76V202H75ZM75 203H74V204H75ZM83 203H85V202H83ZM87 203H88V202H87ZM87 203L84 204V205L87 206ZM134 203H136V205H135ZM7 204H8V203H7ZM13 204H14V203H13ZM21 204H22V203H21ZM43 204H44V203H43ZM50 204H51V203H50ZM50 204H49V205H50ZM91 204H92V203H91ZM94 204H95V203H94ZM118 204H119V203H118ZM138 204H140V209L137 208V207H139ZM10 205H11V204H10ZM88 205H89V203H88ZM41 206H43V205H41ZM74 206H75V205H74ZM77 206H78V204H77ZM94 206H95V205H94ZM125 206H126V205L121 206V203H120V205H119L120 210H118L117 213H116L115 211H116L117 209H119V208L116 207V208H117L116 210H115V209H114V211L112 210L113 212H115V213H112V216L115 214V220H114V221H116L117 223H118V221L120 220V219H119L120 216H121L120 214H121L122 209H123V208H121V207H125ZM15 207H16V206H15ZM18 207H19V206H18ZM39 207H40V206H39ZM69 207H71V206L69 205ZM78 207H79V206H78ZM91 207H92V206H91ZM128 207H129V205H127V208H128ZM130 207L133 208V206H130ZM16 208H17V207H16ZM50 208H51V207H50ZM53 208H54V209H53ZM53 208H52V209L55 210V207H53ZM71 208H72V207H71ZM71 208H70V209H71ZM88 208H89V207H88ZM134 208H135V207H134ZM147 208H148V207H147ZM14 209H15V208H14ZM14 209H13V210H14ZM17 209H18V208H17ZM21 209H22V208H20V211H21ZM23 209H22V210H23ZM74 209H75V208H74ZM83 209H84V208H83ZM136 209H135V211H137ZM11 210H12V209H11ZM18 210H19V209H18ZM18 210H17V211H18ZM27 210H28V208H27ZM29 210H32V209L29 208ZM29 210L27 211V213L29 212ZM34 210H35V209H34ZM79 210H80V209H79ZM84 210H85V209H84ZM129 210H130V209H129ZM5 211H6V210H5ZM48 211H49V210H48ZM70 211H71V210H70ZM105 211H106V210H105ZM108 211H109V210H108ZM167 211H168V210H167ZM1 212H2V211H1ZM22 212H23V211H22ZM22 212H21V214H23ZM38 212H39V211H38ZM38 212H37V213H38ZM53 212H54V211H53ZM65 212H66V210H65ZM102 212H103V211H102ZM141 212H140V213H141ZM144 212H145V211H144ZM9 213H10V211H9ZM18 213H20V212H17V213H16V216H17ZM24 213H26V212H24ZM31 213L33 214V212H30L29 214H31ZM47 213H48V212H47ZM50 213H51V211H50ZM50 213H49V214H50ZM80 213H82V212H80ZM80 213H79V214H80ZM84 213H85V212H84ZM87 213H88V212H87ZM136 213H137V212H136ZM138 213H139V212H138ZM142 213H143V212H142ZM32 214H31V215H32ZM66 214H67V213H66ZM73 214H74V213H73ZM103 214H104V213H103ZM3 215H4V214H3ZM9 215H10V214H9ZM26 215H28V214H25V217H26ZM46 215H47V214H46ZM71 215H72V213H71ZM80 215H81V214H80ZM84 215H85V214H84ZM106 215H107V214H106ZM155 215H157V214H155ZM158 215H159V214H158ZM158 215H157V217H158ZM1 216H2V215H0V217H1ZM16 216H15V217H16ZM33 216H34V215H33ZM52 216H53V215H52ZM68 216H69V214H68ZM73 216H74V215H73ZM81 216H82V215H81ZM112 216H111L110 218L113 220L114 217H112ZM159 216H160V215H159ZM161 216H162V215H161ZM8 217H9V216H8ZM8 217H7V218H8ZM20 217H21V216H20ZM35 217H36V216H35ZM48 217H49V215H48ZM53 217H54V216H53ZM70 217H72V216H70ZM1 218H2V217H1ZM3 218H5V217H3ZM3 218H2V220H3ZM10 218H11V217H10ZM16 218H17V217H16ZM16 218H15V219H16ZM18 218H19V217H18ZM18 218H17V220H18ZM27 218H28V216L26 217V220H27ZM79 218H80V217H79ZM79 218H78V219H79ZM89 218H90V217H89ZM158 218H159V217H158ZM167 218H168V217H167ZM5 219H6V218H5ZM15 219H14V220H15ZM23 219H24V218H23ZM33 219H34V218H33ZM40 219L42 220V218H40ZM67 219H68L69 221H68ZM83 219H84V218H83ZM86 219H87V218H86ZM6 220H7V219H6ZM11 220H12V219H11ZM14 220H13V221H14ZM17 220H16V221H17ZM43 220H44V219H43ZM43 220H42V221H43ZM53 220H54V219H53ZM53 220H51V221L53 222ZM7 221H8V220H7ZM13 221H12V222H13ZM16 221H15V223H16ZM20 221L22 222V219H20ZM27 221H28V220H27ZM36 221H37V220H36ZM44 221H45V220H44ZM47 221H48V220H47ZM51 221H50V222H51ZM54 221H55V220H54ZM114 221H113V222H114ZM130 221H131V220H130ZM0 222H1V221H0ZM2 222H4V220H3ZM9 222H10V221H9ZM9 222H8V224H10ZM17 222H19V220H18ZM28 222H29V221H28ZM34 222H35V221H34ZM110 222H112V221H110ZM110 222H109V223H110ZM116 222H115V223H116ZM15 223H14V224H15ZM37 223H38V222H37ZM40 223H41V222H40ZM71 223H72V222H71ZM79 223H80V222H79ZM6 224H7V223H6ZM6 224H5V225H6ZM25 224H26V223H25ZM41 224H43V223H41ZM41 224H40V225H41ZM49 224H50V223H49ZM54 224H53V225H54ZM76 224H77V223H76ZM113 224H114V223H113ZM0 225H2V224L0 223ZM19 225H20V223L18 224V226H19ZM21 225H22V223H21ZM28 225H29V224H28ZM30 225H32V224H30ZM37 225H38V224H37ZM114 225H116V224H114ZM114 225H113V226H114ZM8 226H9V225H7V227H8ZM16 226H17V225H16ZM16 226H15V227H16ZM18 226H17V227H18ZM22 226H23V225H22ZM26 226H27V225H26ZM41 226H42V225H41ZM44 226H45V225H44ZM44 226H42V228H43ZM73 226H75V225H73ZM108 226H109V225H108ZM0 227L2 228V226H0ZM4 227H5V226H4ZM11 227H12V226H10V228H11ZM17 227H16L15 229H17ZM35 227H36V226H35ZM47 227H48V226H47ZM47 227H46V228H47ZM51 227H52V226H51ZM82 227H83V226H82ZM18 228H19V227H18ZM23 228H24V227H23ZM48 228H49V227H48ZM48 228H47V229H48ZM110 228H111V225H110ZM110 228H108V230H109ZM115 228H116V226H115ZM115 228L113 227L112 229L115 230ZM5 229H6V228H5ZM21 229H22V228H21ZM27 229H28V228H27ZM0 230H1V229H0ZM2 230H3V229H2ZM7 230H9V229L7 228ZM10 230H11V229H10ZM17 230H18V229H17ZM34 230H36V229H34ZM42 230H43V229H42ZM51 230H52V229H51ZM114 230H113V232H114ZM118 230H119V229H118ZM124 230H125V229H124ZM4 231H5V230H3V232H4ZM25 231H26V229H25ZM75 231H76V230H75ZM3 232L0 231V234L3 233ZM17 232H18V231H17ZM21 232H22V231H21ZM27 232H28V234H29V231H28V230H27ZM34 232H36V231H34ZM42 232H44V230H43ZM42 232H41V233H42ZM108 232H109V231H108ZM13 233H14V232H13ZM15 233H16V232H15ZM22 233H24V232H22ZM30 233H31V232H30ZM32 233H33V232H32ZM109 233H110V232H109ZM5 234H6V233H5ZM95 234H96V233H95ZM112 234H113V233H112ZM6 235H7V234H6ZM9 235H10V234H9ZM11 235H12V234H11ZM16 235H17V234H16ZM16 235H14V236H16ZM47 235H48V233H47ZM85 235H86V234H85ZM110 235H111V234H110ZM21 236H22V235H21ZM24 236H25V234H24ZM28 236H29V235H28ZM1 237H2V236H1ZM1 237H0V238H1ZM7 237H8V235H7ZM16 237H17V236H16ZM16 237H15V239H18V238H16ZM18 237H19V236H18ZM11 238H12V236H11ZM43 238H46V236L43 237ZM50 238H52V237H50ZM100 238H101V237H100ZM113 238H114V237H112V239H113ZM2 239H3V238H2ZM2 239H1V240H2ZM6 239H7V238H6ZM6 239H5V240H6ZM22 239H23V238H22ZM22 239H21V240H22ZM35 239H39V238H35ZM35 239H34V240H35ZM1 240H0V241H1ZM46 240L49 241L48 239H46ZM46 240H45V241H46ZM101 240H102V239H101ZM113 240H114V239H113ZM6 241L9 242L8 240H6ZM10 241H11V240H10ZM13 241H14V240H13ZM13 241H11V242H13ZM25 241H26V239H25ZM32 241H33V240H32ZM32 241H30V242H32ZM43 241H44V240H43ZM43 241H42V242H43ZM50 241H51V240H50ZM19 242H20V241H19ZM23 242H24V241H23ZM36 242H37V241H36ZM104 242H105V241H104ZM14 243H15V242H14ZM33 243H34V242H33ZM40 243H41V242H40ZM44 243H45V242H44ZM48 243H49V242H48ZM112 243H113V241H112ZM10 244H11V243H10ZM16 244H17V243H16ZM49 244H50V246H51V243H49ZM99 244H100V243H99ZM11 245H12V244H11ZM14 245H15V244H14ZM21 245H22V244H21ZM25 245H26V243H25ZM41 245H42V244H41ZM44 245H45V244H44ZM0 246H1V245H0ZM5 246H7V245H5ZM12 246H13V245H12ZM12 246H11V247H12ZM17 246H18V245H17ZM26 246H27V245H26ZM28 246H29V245H28ZM34 246H35V245H34ZM36 246H37V245H36ZM110 246H111V245H110ZM9 247H10V246H9ZM9 247H7V248H9ZM18 247H19V246H18ZM21 247H22V246H21ZM45 247H47V246L45 245ZM5 248H6V247H5ZM14 248H15V247H14ZM39 248L43 249L42 246L39 247ZM39 248H36V249L38 250ZM112 248H113V247H112ZM112 248H110V249H112ZM10 249H11V248H10ZM15 249H16V248H15ZM15 249H14V250H15ZM20 249H21V248H20ZM52 249H53V248H52ZM8 250H9V249H8ZM11 250H12V249H11ZM29 250H30V248H29ZM29 250H27L26 252H28ZM31 250H32V248H31ZM34 250H35V249H34ZM115 250H117V249H115ZM4 251H5V250H4ZM12 251H13V250H12ZM21 251H22V249H21ZM32 251H33V250H32ZM44 251H45V249H44ZM52 251H53V250H52ZM54 251H55V249H54ZM56 251H57V250H56ZM79 251H80V250H79ZM117 251H118V250H117ZM117 251H116V252H117ZM7 252H9V251H7ZM10 252H11V251H10ZM10 252H9V253H10ZM15 252H16V250H15ZM15 252H14V253H15ZM35 252H36V250H35ZM41 252H42V251H41ZM111 252H112V251H111ZM16 253H17V252H16ZM23 253H24V252H23ZM36 253L39 254V252H36ZM45 253H46V252H45ZM108 253H109V252H108ZM112 253H113V252H112ZM112 253H111V254H112ZM12 254H13V253H12ZM25 254H26V253H25ZM40 254H41V253H40ZM56 254H57V253H56ZM117 254H118V253H117ZM7 255H8V253H7ZM21 255H22V256H21ZM21 255H19V251H18V257H20V256L22 257V258H19V260H20V259H25V258H23V254H21ZM27 255H28V254H26V256H27ZM34 255H35V254H34ZM34 255H33V253H32V256H34ZM41 255H42V254H41ZM114 255H115V254H114ZM1 256H2V255H1ZM36 256H38V255H36ZM79 256H80V255H79ZM115 256H117V255H115ZM115 256H114V258H115ZM11 257H13V256L11 255ZM11 257H10V258H11ZM14 257H15V256H14ZM18 257H17V258H18ZM24 257H25V256H24ZM34 257H35V256H34ZM39 257H40V256H39ZM75 257H76V256H75ZM3 258H4V257H3ZM7 258H8V257H7ZM36 258H37V257H36ZM1 259H2V258H1ZM42 259H43V258H42ZM7 260H8V259H7ZM12 260H13V258L11 259V261H12ZM26 260H27V259H26ZM39 260H40V259H39ZM3 261H4V260H3ZM17 261H18V260H17ZM23 261H24V260H23ZM23 261H22V262H23ZM58 261H59V260H58ZM12 262H13V261H12ZM18 262H21V261H18ZM39 262H40V261H39ZM76 262H77V261H76ZM106 262H107V261H106ZM4 263H6V262H4ZM7 263H8V262H7ZM10 263H11V262H10ZM13 263H15V262H13ZM27 263H28V262H27ZM29 263H30V262H29ZM51 263H52V262H51ZM61 263H62V262H61ZM19 264H20V263H19ZM38 264H39V263H38ZM40 264H41V263H40Z\"/></svg>",
	"mask_w": 264,
	"mask_h": 264
}]
</instances>
